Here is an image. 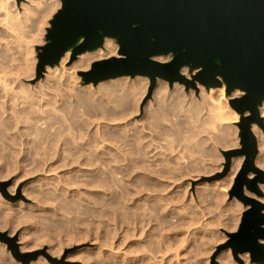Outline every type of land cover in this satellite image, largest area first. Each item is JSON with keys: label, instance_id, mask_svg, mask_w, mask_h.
I'll list each match as a JSON object with an SVG mask.
<instances>
[{"label": "rangeland", "instance_id": "obj_1", "mask_svg": "<svg viewBox=\"0 0 264 264\" xmlns=\"http://www.w3.org/2000/svg\"><path fill=\"white\" fill-rule=\"evenodd\" d=\"M13 2L14 3H16L17 4V6L20 8V12L21 13H24V9H25V6H26V4L27 5H30V6H32L33 8H36L38 5H37V3L36 2H39V0H37L36 2H32V1H30V0H13ZM56 3H57V6L48 14V15H46L45 17H43L42 19H41V21L38 23V27H39V36L38 37H36L35 39H34V43L32 44V50H31V47L29 48L30 49V52H29V55H30V58L29 59H27V56H26V52L24 51V50H21V52L19 53V52H14L13 53V55L16 53V55H12L13 57H12V60H11V62L12 61H14L13 63H11L10 61V63H5V68H3L2 69V66H1V58H0V67H1V70L3 71H0V73H1V76L0 77H4V78H7V81H8V83H9V87H11V88H13L14 90H20V88L22 89L23 87H25V86H29V85H32V86H36V85H38V84H40V83H45L46 81H47V78H48V76H49V73H48V71H47V68L49 67V66H46V69H45V71H44V74H43V76H41L39 79H37V65H38V53H37V50H36V46L37 45H43V44H45L46 43V34H47V29H48V27H50L51 26V23H50V21H51V19L54 17V14L61 8V5H62V0H56ZM38 8V7H37ZM1 13V12H0ZM45 18V19H44ZM43 20V21H42ZM1 25H0V31H1ZM113 39V38H112ZM113 41L116 43V44H118L117 43V41L115 40V39H113ZM15 45V44H14ZM118 49H119V45H118ZM117 52H118V50H117ZM17 53H18V57H17ZM26 57H25V56ZM15 56H16V58H15ZM110 56H117V55H109V56H107V57H110ZM33 57V58H32ZM107 57H103V58H107ZM168 57V58H167ZM13 58H15V59H13ZM80 58V55H78L74 60H71V52H70V57H69V62H68V64H67V66H72V64L73 63H75V64H77V62H78V59ZM103 58H101V59H103ZM159 57H157V59H158ZM21 59H22V61H21ZM25 59V60H24ZM26 59H27V61H26ZM172 59V55H164V56H162V58H161V60L160 59H158L159 61H162V62H168V61H170ZM19 60H20V62H19ZM23 60H24V62H23ZM96 60H99V59H96ZM96 60H94V61H96ZM16 61H18V64H17V62ZM26 61V62H25ZM31 61H33V62H31ZM94 61H92V62H94ZM16 62V63H15ZM29 62V63H28ZM21 63H22V65L24 64V66L22 67V65H21ZM26 63L27 64H29V66L28 65H26ZM32 63H33V66H32ZM9 64L12 66L13 65V68H10L11 66H9ZM15 64L17 65V67L15 66ZM19 64H20V66H19ZM92 64V63H91ZM91 64H90V66L88 67V68H85V69H78L77 70V72L75 73V75H76V77H77V80L75 81H73V80H71L70 82H69V85H64V96H66V97H69V94H68V92L70 91V90H72L73 92H75L76 90L75 89H82V88H94V89H99V87L100 86H103V85H101V83L103 84V82L104 81H106V82H108V83H110V82H118V80H120L121 78L120 77H117L118 79H116V78H112V79H108V80H104V81H101V82H99L98 84H99V86H98V84H94V83H88V84H84L83 83V80H82V76L80 75V71H85V70H88V69H90L91 68ZM25 65H26V70L24 69L25 68ZM59 65V64H58ZM74 65V64H73ZM8 66V67H7ZM15 66V67H14ZM32 66V67H31ZM57 66V65H56ZM3 67H4V65H3ZM19 67V68H18ZM21 67V68H20ZM29 67V68H28ZM10 68V69H9ZM31 68V69H30ZM33 68V69H32ZM186 68V67H185ZM187 69V70H186ZM186 69H182L183 71V74L187 77V78H189V79H192V74L193 73H196V71H193V72H191L190 70H189V68L187 67ZM24 70V71H23ZM32 70V71H31ZM18 71V72H17ZM21 71V72H20ZM26 71H28V74H27V72ZM14 72V73H13ZM31 72L33 73L32 74V76H31ZM186 72V73H185ZM16 73H17V75H16ZM22 73V74H21ZM24 73V74H23ZM26 73V74H25ZM22 76H21V75ZM47 75V76H46ZM20 76V78H18ZM17 77V78H16ZM47 77V78H46ZM120 78V79H119ZM20 79V80H19ZM129 80H130V76H129V78H128ZM147 79H148V84H147V86H146V89H145V91L146 92H144V94H143V96H142V98L139 100L140 101V103H139V101H138V104H137V107L138 108H136V110L132 113V115H130L129 116V118H127L126 120H124L125 122H135V121H137V122H141V120H144V118H145V116L148 114V112H149V108H148V105L149 106H154V109H155V115H156V119L154 120V121H158V122H156V124L158 123L160 126V128L162 127V129H160L159 128V130H161V132L163 133L164 131H166V128H167V131L168 130H170L171 128L173 129H171L170 131H166V132H164L163 134L160 132V134H156V132H154L153 130V132L152 131H150L151 130V127H150V125L151 124H149L148 126V128H146L145 129V132H146V135H147V137H146V139L145 140H143L144 141V144H145V146H147L148 144H150V146H148V148H147V150L149 149V147H150V154L148 155V156H152V157H150L151 158V160L149 161V162H147L146 161V159L145 158H143L140 162H138V163H136L137 165H138V167H137V165L136 164H132V165H130V167H131V173H133V174H130V177L129 176H125L124 178H118L119 177V175H120V177H122L121 176V173H117V180L118 181H120V182H118V184H122L121 185V187L119 186L118 188H115L116 186H118V184H116L117 182H115V183H113L112 185V187L113 188H115V192H116V198H117V196H120L121 197V199H122V202H120V200L121 199H118V198H120V197H118L117 199L115 198L114 200H117V201H114L115 202V204H114V202H113V205H111L110 207H108V209H107V207L106 206H104L103 205V208L102 207H99V205L97 204V202L95 203V201H96V199H97V197H96V193H97V191L100 189L99 187H98V179H97V177H95L94 176V172H92L94 169V167L93 166H91V165H87V166H83L82 168L84 169V168H86V169H84L86 172H87V174L86 173H83V174H85L84 176H82V174L81 175H79V174H76L75 173V171H74V169H72V166L70 165V164H64V165H62V166H60L59 164V162L57 163L56 161H55V159H57L56 157H58V152H57V150H58V146H55V145H59L60 144V142H51V143H53V145L55 144V143H57V144H55L54 146H55V148H53V150H52V148L50 149V151H52V152H50V154H51V156H50V154H49V157L50 158H52V154L54 153L55 154V156L53 155V158L54 159H52V160H54V164L53 165H50V163L49 162H51L52 160H48V162L46 163V161L44 162V158H43V147L42 146H44L45 144L44 143H46L47 141H49L50 140V135L52 134V131H56V132H58V133H60V131L59 130H63L62 131V133H61V135H62V139L64 140V136H68V137H73V136H70L71 135V131L73 130V133H72V135L74 134V135H76V134H81L80 136H82V137H84L85 135V137L84 138H86L87 137V133H89L90 131H95V128H96V126H97V129L99 130L102 126H103V128L106 126V124L108 123V121L106 122L105 120L106 119H103V118H101L100 117V115H98V117H95L96 115H94V117L95 118H93V115L92 114H89L91 117H89V115L86 113V112H84L83 111V107H80V111L78 112V114L76 115V116H73L71 113H69L68 115H66V113H65V111L63 112V110H61L60 111V109L59 108H63V105H61V106H59V108H58V105L56 104V105H54V104H50V105H46V106H44V108H39L38 107V105H29V104H27V103H25V101H23V98H24V95L25 94H23V93H21L20 94V98L19 99H16L15 101L14 100H12V102L9 100V104L11 105V103H12V105L11 106H9V108H8V110L9 111H6V112H4V108H3V106H2V104H0V108H1V111H0V114H2L1 116H0V126L1 125H3L2 127H4V128H7V127H9V129H6V131H7V133L5 132L4 134H3V132L5 131L4 130V128H2V127H0V205H1V207H0V243L1 244H4V248H5V250H6V252L8 253V255L10 256V264L12 263V264H36L35 262H37V263H40V264H90L91 263V261L90 260H86V259H88V258H90V259H92L93 261H96V259H102V257L101 256H103V259L105 258V260H108V259H113L114 261H112V263H111V260H108V262L107 261H104V263L106 264V262H107V264H182L184 261H186V263L184 262L183 264H202V262H203V260L205 261L203 264H256V263H261V264H264V261H263V259H264V257H262L263 255H264V251H262L261 249V252H260V255H262V256H260V257H258L257 259H253V257H252V254H251V252L250 251H246V252H238V253H236L235 251H234V249H233V247L230 245V243H229V241L231 240V237L229 236V233H233V232H238V230H239V228H240V226H241V224H242V219H243V217H244V214H245V212L246 211H248L250 208H252L254 205H252L251 203H248V204H246L245 203V200L244 199H241V198H239V195H238V193H239V189L236 187V185H237V178L239 177V174H240V171H241V169H242V167H243V164H244V161H245V156L244 155H240V156H233V157H231V159H230V163L228 164V161H227V157H226V154H225V152L226 151H229V150H232V149H237V148H241L242 147V145H241V138H240V128H239V126H238V122L240 121V114L230 105V102H229V100H230V98H232V97H238V96H242L243 95V92L242 91H240V90H236L235 92H233L230 96L226 93V89L224 90V92L222 93V94H220L219 92H218V94H213L214 96H209V97H207V95H209L210 94V89H206V87L204 86V85H201L199 82H197V86H198V89H196V88H193V87H190L189 89H187V87H186V85L184 84V83H179V82H175L174 84H176V86L177 87H175V85L173 84L172 86H170L169 85V82H167L165 79H162V78H157V82L160 80V79H162V80H164V82L166 81V85H168V86H165L166 87V89H164V88H162V92H164V95H162V94H160V93H157V89H155V88H158V83L156 82L155 83V85L153 86V88H151V86H152V84H151V80H149L150 78L147 76ZM15 80V81H14ZM17 80V81H16ZM114 80V81H113ZM116 80V81H115ZM18 81H20L19 83H18ZM24 82V84H26V83H28V84H26V85H24V86H22L23 85V82ZM16 82V83H15ZM105 82V84L104 85H107L108 83H106ZM36 83V84H35ZM74 83H75V85H74ZM77 83V84H76ZM21 86H20V85ZM79 85V86H78ZM88 85V86H87ZM178 85H179V87H178ZM2 85L0 84V87H1ZM20 86V87H19ZM32 86H30V87H32ZM98 86V87H97ZM156 86V87H155ZM19 87V88H18ZM78 87V88H77ZM181 87V89H178V88H180ZM16 88V89H15ZM74 88V89H73ZM177 89V90H176ZM157 90V91H156ZM171 90H173V91H171ZM174 90L176 91V93L174 92ZM203 90L205 91L204 93H203ZM182 91V92H181ZM185 91V92H184ZM202 91V92H201ZM237 91H239V92H237ZM153 92H154V94H153ZM236 92H237V94H236ZM54 93H56V92H54ZM182 93V94H181ZM184 93V94H183ZM175 94H176V97H180L179 99H176V97H174L175 96ZM181 94V95H180ZM164 96V97H162L161 99H160V103H159V99L158 98H156V96ZM172 95H173V97H172ZM177 95H179V96H177ZM190 95V96H189ZM192 95V96H191ZM202 95H203V97L204 96H206L208 99L206 100V97H204L205 98V100H204V98L202 97ZM58 96V95H57ZM154 96V97H153ZM167 96V97H166ZM23 97V98H22ZM186 97V98H185ZM191 97L194 99V100H192L191 99ZM215 101V103L214 102H212L213 100H211V98ZM215 99H214V98ZM16 98V97H15ZM154 98V99H153ZM183 98V99H182ZM185 98V99H184ZM188 98V99H187ZM203 98V99H202ZM152 99V100H151ZM158 99V100H157ZM166 99V100H165ZM1 100V99H0ZM3 100V99H2ZM150 101V103H149V101ZM158 102H157V101ZM161 100L163 101V103L161 102ZM182 100V102H181V104L179 103L180 101ZM188 100V101H187ZM209 100H211V101H209ZM17 102V104L15 103V105L16 106H14V102ZM22 101V102H21ZM156 101V102H155ZM168 101V102H167ZM173 101V102H172ZM179 101V102H178ZM194 101V102H193ZM197 101V102H196ZM202 101H207L206 103L205 102H202ZM19 102H20V104H19ZM149 104H148V103ZM154 102V103H153ZM177 102V103H176ZM192 102H193V104H194V108H193V104H192ZM211 104H210V103ZM1 103V102H0ZM162 103V104H161ZM166 103V104H165ZM171 103V104H170ZM184 103V104H183ZM187 103H189V104H187ZM191 103V104H190ZM197 103V105H195ZM205 103V104H204ZM209 103V104H208ZM21 104H24V106L23 105H21ZM174 104V105H173ZM177 104V105H176ZM183 104V105H182ZM199 104H201V105H199ZM54 105V106H53ZM162 105V106H161ZM169 105H170V108H168L169 107ZM173 105V106H172ZM176 105V106H175ZM181 105V106H180ZM187 105V106H186ZM188 105H189V107H188ZM198 105H199V108H198ZM215 105V106H214ZM21 106V107H20ZM140 106V107H139ZM146 106V108H144ZM163 108V109H161V107ZM175 106V107H174ZM184 108H183V107ZM192 106V107H191ZM211 106V107H210ZM13 107H15L14 109H12ZM24 107V108H23ZM30 107V108H29ZM158 107H159V109H158ZM165 107V108H164ZM182 107V108H181ZM190 107H191V110H190ZM207 107V108H206ZM215 107V108H214ZM19 108V109H18ZM61 108V109H62ZM179 110H178V109ZM193 108V109H192ZM197 108H198V110L200 109V110H203V111H205V112H203V111H198L199 112V114H198V112H197ZM212 108V109H211ZM11 109L12 110H14V111H11ZM26 109V110H25ZM45 109H49L48 111H43V110H45ZM51 109H53V110H51ZM56 109H58V110H56ZM138 109H140L139 111H138ZM167 109V110H166ZM176 109V110H175ZM15 110H17V111H15ZM22 110V111H21ZM145 110V111H144ZM148 110V111H147ZM161 110H163V111H161ZM173 110V111H172ZM186 110V111H185ZM208 110V111H207ZM3 111V112H2ZM55 111V112H54ZM58 112V114L60 113V112H63L62 114H65L66 116L64 117V115H61L60 116V114H59V116L60 117H53V115L52 114H56V115H58L57 114V112ZM138 111V112H137ZM160 111V112H159ZM164 111H166V113H164ZM170 111V112H169ZM174 111L176 112V113H174ZM181 111V112H180ZM183 111V112H182ZM193 111V112H192ZM195 111V112H194ZM2 112V113H1ZM21 113V114H16V113ZM53 112V113H52ZM82 112H84V113H82ZM159 112V113H158ZM168 112L169 113H171V114H168ZM180 112V113H179ZM206 112H208V113H206ZM6 113V114H5ZM15 113V114H14ZM26 113V114H25ZM52 113V114H51ZM81 113V114H80ZM158 113V114H157ZM161 113V114H160ZM164 113V114H163ZM181 113H184V114H181ZM188 113H191V115L189 114L188 115ZM194 113V114H193ZM214 113V114H213ZM25 114V115H24ZM45 114V115H44ZM85 114H87L86 116H87V118L88 119H90V120H88V119H86L85 117ZM167 115V117H166V115ZM174 114V115H173ZM198 114V115H197ZM205 114L207 115H210V117L209 116H207L208 117V119H207V117L205 116ZM7 115H8V117H7ZM19 115H21V116H19ZM37 115V116H36ZM44 116V118H43V116ZM55 115V116H56ZM160 115V116H159ZM162 115V116H161ZM169 115V116H168ZM182 115V116H181ZM193 115V116H192ZM198 116V117H196V116ZM261 115L264 117V115L261 113ZM14 116H19V117H14ZM51 116V118H49ZM70 117V122L72 121V120H75V119H79V121H81V122H83L84 123V127L81 129V128H78V123H72V129H71V127H69L68 128V126L66 127L64 124L66 123H68L69 122V117ZM81 116L82 117H84V118H81ZM165 116V117H164ZM172 116V117H171ZM196 117V119H195V122H193L192 120L194 119L193 117ZM204 116H205V118H204ZM2 117V118H1ZM5 117H7L8 119H9V121H8V119L7 118H4ZM12 119H11V118ZM26 117V118H25ZM42 117V118H41ZM65 119H64V118ZM72 117V118H71ZM189 117L191 118V119H189ZM216 118V119H214V118ZM14 118V119H13ZM21 118V119H20ZM40 118V119H39ZM55 119V123L56 124H58V125H55L54 124V119ZM59 118H63V123H60V120H62V119H59ZM97 118V119H96ZM135 118V119H134ZM179 118H180V120H183V121H185L186 120V118L187 119H189V120H186L185 122H188L189 124V127L191 128V125L193 124V128H191L192 130H190L189 129V127L188 126H186L187 125V123H185V122H183V121H180L179 120ZM193 118V119H192ZM201 118H204V120L203 119H201ZM1 119H2V121L4 122H2L1 121ZM26 119V120H25ZM44 119V120H43ZM59 121H58V120ZM85 119L89 122V123H85ZM94 119H96V120H94ZM101 119V120H100ZM139 119V120H138ZM141 119V120H140ZM167 121V124H166V122L164 121ZM169 119H170V122H169ZM179 120L178 122H173V120ZM198 119H199V121H198ZM214 119V125L216 126V127H214V125H212L211 123H213L211 120H213ZM12 120V121H11ZM13 120H15L14 122H13ZM17 120V121H16ZM20 120V121H19ZM25 120V121H24ZM67 120V121H66ZM100 122H99V121ZM104 120V121H103ZM134 120V121H133ZM163 120V121H162ZM172 120V121H171ZM197 120V121H196ZM209 122H208V121ZM9 123V126H7L8 125V123ZM28 121V122H27ZM46 123H45V122ZM48 121V122H47ZM49 121H52V122H49ZM95 121V122H94ZM124 121H122V122H124ZM192 121V122H191ZM202 121V122H201ZM2 122V123H1ZM18 122V123H17ZM43 124H42V123ZM60 123V126H59V123ZM62 122V121H61ZM91 122V123H90ZM93 122L95 123V124H93ZM96 122H98V123H96ZM121 121H115V122H112V123H120ZM162 122V123H161ZM182 122L183 123H185V124H182ZM198 122V123H197ZM205 124H204V123ZM216 122H219L218 124L216 123ZM33 123V124H32ZM49 123H53V124H50L49 125ZM102 123V124H101ZM104 123V124H103ZM163 123H165V124H163ZM168 123H170V124H168ZM173 123V124H172ZM179 125V126H181L180 128H179V126L177 125V124ZM191 123V124H190ZM200 123V125H197V126H195L196 124H199ZM202 123H203V125L204 126H202ZM4 124H6V125H4ZM62 124V125H61ZM75 124V125H74ZM90 124V125H89ZM92 124V125H91ZM161 124H163L164 125V127L161 125ZM182 124V125H181ZM195 124V125H194ZM210 124L212 125L211 127H210ZM220 124V125H219ZM222 124V125H221ZM223 124H224V126H223ZM13 125V126H12ZM38 125H39V127L40 128H38ZM44 125H45V128H43L44 127ZM48 125L50 126L49 128H48ZM54 125V126H53ZM71 125V124H70ZM96 125V126H95ZM102 125V126H101ZM170 125H172V126H170ZM173 125H175L174 127H173ZM254 125V124H253ZM33 126V127H32ZM47 126V127H46ZM62 126V128L63 129H60L59 127H61ZM89 126V129L87 128ZM167 126V127H166ZM207 126V127H206ZM257 126L259 127V125L257 124ZM52 127H54V129L52 128ZM58 127V128H57ZM90 127H92V128H90ZM166 127V128H165ZM199 127V128H198ZM201 127V128H200ZM203 127V128H202ZM206 127V128H205ZM217 127H220V128H217ZM226 127V128H225ZM232 127H234V128H232ZM18 129V130H16V129ZM44 130H43V129ZM57 128V129H56ZM66 128V129H65ZM165 130H164V129ZM189 129L188 131H189V134L187 133L188 131H187V129ZM198 128V129H197ZM213 128V129H212ZM222 128V129H221ZM227 129V130H224V129ZM230 128V129H229ZM259 128H261V127H259ZM39 129V130H38ZM83 129H85V130H83ZM91 129V130H90ZM176 129V130H175ZM177 129H179V131L181 132V134L179 133V132H177L178 130ZM186 129V131H184V130ZM210 129V130H209ZM220 129V130H219ZM40 130H42V132L40 131ZM48 130V131H47ZM50 130V131H49ZM67 130H70V131H67ZM80 130V131H79ZM86 130H87V133H86ZM146 130H148V131H146ZM164 130V131H163ZM175 130V131H174ZM194 130H196V131H194ZM198 130H199V132H198ZM236 130V131H235ZM252 130H253V126H252ZM261 130H262V138L264 139V129L263 128H261ZM15 131V132H14ZM85 131V132H84ZM184 131V132H183ZM217 131V132H216ZM220 131V132H219ZM221 131H223V132H221ZM226 131L228 132V133H226ZM232 132V133H230V132ZM21 132H22V134H21ZM41 132V133H40ZM46 132V133H45ZM48 132V133H47ZM71 132V133H70ZM83 132V133H82ZM151 132V133H150ZM172 134H171V133ZM173 132H174V134H173ZM194 132H197L196 134L194 133ZM213 132V133H212ZM233 132H234V134H233ZM236 132V133H235ZM253 132H254V134H255V131L253 130ZM148 133H150V134H148ZM167 133V134H166ZM177 133V134H176ZM182 133H183V135L184 136H182ZM193 133V134H192ZM211 133H212V135H211ZM215 133H217V134H215ZM220 133V134H219ZM3 134V135H2ZM10 136H9V135ZM44 134H46V135H44ZM48 134H50V135H48ZM70 134V135H69ZM152 134V135H151ZM153 134H155V135H153ZM186 134H188L187 136H186ZM208 134V135H207ZM224 134H226V136H227V138H224ZM228 134V135H227ZM233 134V135H232ZM12 135V136H11ZM39 135V136H38ZM41 135V136H40ZM48 135V136H47ZM84 135V136H83ZM160 135H163V136H159ZM190 135V136H189ZM193 135V136H192ZM196 135V136H195ZM216 135V136H215ZM218 135H220V136H218ZM230 135H232V136H230ZM7 136V137H6ZM13 136H14V139H13ZM46 136V137H45ZM149 136H150V138H149ZM155 136H156V138H155ZM169 138H168V137ZM175 136V137H174ZM211 136V137H210ZM256 136V139H257V143L259 142V138H257L258 137V135L256 134L255 135ZM11 137V138H10ZM37 137H38V139H37ZM43 137H45L46 139H49V140H45V142H44V139L45 138H43ZM161 137H164L163 139H161ZM167 139H166V138ZM171 137H174V138H171ZM186 137V138H185ZM195 138V139H190V138ZM208 137H210V138H208ZM215 137V138H214ZM218 137V138H217ZM231 137H232V139H231ZM235 137V138H234ZM43 138V139H42ZM176 138V139H175ZM177 138H178V142H177ZM190 139V140H188V139ZM198 138H200V139H198ZM233 138H234V140H233ZM153 139H155L154 141H151V140H153ZM159 139V142L157 141ZM169 139V140H168ZM214 139V140H213ZM230 139L232 140V142H237V143H235L234 145H233V143L232 142H230ZM235 139H237V141L235 140ZM40 140H42L43 142V145H42V143L40 144ZM163 140V141H162ZM183 140H185V141H183ZM198 142H197V141ZM214 141V142H212V141ZM217 140H219V142H222L221 144H223V145H220V143L217 141ZM225 140H229V141H225ZM156 141V142H155ZM162 141V142H161ZM164 141H166V142H164ZM169 141V142H168ZM175 141V142H174ZM182 141V142H181ZM197 143H196V142ZM218 143H217V142ZM223 141H225V142H223ZM39 144H38V143ZM168 142V143H167ZM181 142V143H180ZM192 142H193V146H195V145H197V147H199V148H189V147H193L192 146ZM37 143V144H36ZM147 143V144H146ZM156 143V144H155ZM172 143V144H171ZM178 143V145H176ZM188 143L191 145H188ZM196 143V144H195ZM199 143V144H198ZM200 143H201V145H200ZM213 143V144H212ZM215 143V144H214ZM225 143H226V145H225ZM35 144V145H34ZM158 144V145H157ZM167 144V145H166ZM180 144V145H179ZM182 144V145H181ZM184 144V145H183ZM185 144H187V145H185ZM217 144V145H216ZM42 145V146H41ZM52 144H51V147H54ZM153 145V146H152ZM154 145H156V146H154ZM165 145H166V147H165ZM171 145V146H170ZM200 145V146H199ZM210 145H213V146H210ZM228 145V146H227ZM38 146V147H37ZM39 146L40 147H42V149L41 148H39ZM46 146V145H45ZM63 146V148H64V151H63V154H64V156H66V155H68L69 153H68V150L66 149L67 148V146L66 145H62ZM151 146L153 147V148H151ZM164 146V148L163 149H165L164 151H162L163 149H162V147ZM174 146H176V148L174 147ZM180 146V147H179ZM182 146V147H181ZM184 146H185V149H183L184 148ZM37 147V148H36ZM56 147H57V149H56ZM155 147V148H154ZM172 147H174V149L172 148ZM204 147H205V149H204ZM208 147V149H206ZM214 147H215V155L217 156H215L214 155V152H212V151H209V149L210 150H212V148H213V151H214ZM36 148V149H35ZM173 149L172 151L170 150V149ZM182 149V151H184V152H181V150L180 149ZM186 148H189V151H190V153L191 154H189V152H188V149H186ZM156 149H159L157 152H156ZM180 150V152H178L179 150ZM198 150L199 149V153L202 155V153L205 155V156H201L199 153H196V152H198L197 150L196 151H191V150ZM36 150L38 151V152H36ZM148 150V151H149ZM169 152H168V151ZM185 150H186V153H185ZM258 154H260V147H259V143H258ZM19 151V152H18ZM160 151V152H159ZM167 151V152H166ZM171 151V152H170ZM203 151V152H202ZM204 151L206 152H209L208 154L207 153H204ZM35 152V153H34ZM55 152H57V153H55ZM66 152V153H65ZM147 152V151H146ZM164 152V155L162 154ZM188 152V153H187ZM33 154V157H32V154ZM37 153V154H36ZM167 153H169V155L171 156V157H169V155L167 154ZM184 155V153H185V155H184V159H183V155ZM212 153H213V156L211 157V155H212ZM35 154V155H34ZM145 154V153H144ZM153 154H154V156H153ZM186 154H187V156H188V154L191 156V158H189V157H187L186 156ZM194 154H196V156L194 155ZM199 154V156H197ZM159 155V156H158ZM181 155V156H180ZM193 155V156H192ZM221 155V156H220ZM35 156H37V157H35ZM41 158H40V157ZM145 156V155H144ZM143 156V157H144ZM147 156V157H148ZM162 156V157H161ZM168 156V157H167ZM207 156V157H206ZM211 157L210 159H209V161L207 160V158H209V157ZM259 155H257V157H258ZM156 157H157V159H156ZM185 157H187V158H185ZM215 157H216V159L217 160H215ZM219 157L221 158V159H219ZM235 157H239V158H241V157H243L242 158V160L241 159H239V160H241L242 162L240 163V165H237L238 167L236 168L235 166H233V162H234V160L236 159ZM257 157H256V161H257ZM36 158H38V159H40V160H38V159H36ZM167 158V159H166ZM171 160H170V159ZM206 158V159H205ZM235 158V159H234ZM152 159H154V160H152ZM162 159V160H161ZM169 159V161H167ZM186 159V160H185ZM211 159H213V160H211ZM233 159V160H232ZM32 160V161H31ZM35 160H37V161H35ZM145 160V161H144ZM160 162L161 163V165H159L157 162ZM182 160V161H181ZM144 161V162H143ZM165 161V163L167 164V165H169L170 163L172 164H170V166H168V168H166V164L165 163H163ZM187 161V162H186ZM213 162V163H211V162ZM218 161V162H217ZM255 161V164H257V162ZM37 162H39V163H37ZM56 162V163H55ZM151 162V163H150ZM169 162V163H168ZM195 162H198V163H195ZM201 162V163H200ZM35 163H37V164H40L38 167H40L41 168V170L42 171H40V168H35L34 166L36 165ZM143 164V165H141V164ZM152 164V165H149V164ZM154 163V164H153ZM157 163V164H156ZM186 163V164H185ZM188 163H189V165H188ZM195 163V164H194ZM209 163V164H208ZM217 163V164H216ZM46 166H45V165ZM55 164H56V166H55ZM148 164V165H147ZM163 164H165L164 166H163ZM192 164V165H191ZM198 164V165H197ZM215 164V165H214ZM42 165H44V166H42ZM136 165V166H135ZM181 165V166H180ZM183 165H187L186 167L184 166V168H186V170L185 169H183ZM195 165V166H194ZM208 165V166H207ZM210 165L212 166L211 168H210ZM258 165V164H257ZM256 165V166H257ZM37 166V165H36ZM53 166H55V167H53ZM134 166V168H132ZM146 166V167H145ZM148 166H150V167H152L151 169L150 168H148ZM156 166V168H154ZM157 166H158V168H157ZM192 166H194V167H192ZM201 166H203V170H202V167ZM2 167V168H1ZM49 167V168H48ZM53 167V168H52ZM57 167V168H56ZM60 167V168H59ZM91 167H92V169H91ZM141 167H145V168H141ZM165 167V168H164ZM180 167V168H179ZM182 167V168H181ZM214 167V168H213ZM257 167H259V165L257 166ZM44 168V169H43ZM51 168V169H50ZM89 168L91 169L90 171H89ZM153 168H154V170H153ZM162 168H164L165 170L163 171V169ZM173 168V169H172ZM213 168V169H212ZM232 168H236L235 170L234 169H232ZM240 168V169H239ZM260 168V167H259ZM39 169V170H38ZM48 169V170H47ZM134 169H136V170H134ZM143 169H145V170H143ZM147 169H150V170H147ZM162 169V170H161ZM170 169V170H169ZM176 169V170H175ZM196 171H195V170ZM232 169V170H231ZM260 169H262V167L260 168ZM6 170V171H5ZM44 170V171H43ZM45 170H47L46 172H45ZM55 170V171H54ZM134 170V171H133ZM140 170H142V171H140ZM152 170L154 171V173L152 174ZM178 170V171H177ZM180 170H182V171H180ZM263 170V169H262ZM49 171V172H48ZM148 171H150V172H148ZM72 172V173H71ZM134 172H139V173H141L140 175H141V177H138L139 175V173H135L134 174ZM146 172H148V173H146ZM178 172V173H177ZM185 172H187V174L185 173ZM194 172H196V173H194ZM251 172H254V171H250V172H248V174H247V178H248V182L247 183H244V185H243V193H244V195L246 196V197H248V198H250V199H254L256 202H258V204H256V206L258 207V208H260V212L262 213V217L260 216V218H263L264 219V180H257L256 182H255V179L259 176V174L258 173H256L253 177H249V175H250V173ZM70 173H71V175H70ZM89 173H91V175L89 174ZM93 173V174H92ZM145 173V175H143V174ZM167 173H168V175H167ZM171 173V174H170ZM181 173V174H180ZM186 174V175H184L183 176V174ZM231 173V174H230ZM232 173H233V175H232ZM235 173V174H234ZM73 174V175H72ZM76 174V175H75ZM88 174H89V176H88ZM147 174V175H146ZM174 176H173V175ZM177 174L181 177V175L183 176V178L181 177H177ZM193 174V175H192ZM3 175V176H2ZM57 175V176H56ZM67 175V177H65ZM75 175V176H74ZM136 175H138V176H136ZM143 175V176H142ZM156 175H158V177L156 176ZM162 175V176H161ZM165 175H167V176H165ZM170 175V176H169ZM176 175V176H175ZM191 175V176H190ZM231 175H232V177H231ZM69 176H70V178H75V179H73L74 181H70V179H69ZM77 176H78V180H77ZM90 176H92L94 179H92V177L90 178V180H88V179H86L87 177H90ZM134 177V178H132V177ZM144 176H147V177H145L144 178ZM164 176V177H163ZM81 177V178H80ZM136 177H138L137 179L139 180V178H141L140 180H139V182H138V184H137V179H136ZM168 177V178H167ZM174 177H176V179L174 178ZM230 177H231V179H230ZM148 178H149V180H148ZM162 178V179H161ZM179 178V179H178ZM263 179H264V176L262 177ZM52 179V180H51ZM67 179H69V180H67ZM86 181H85V180ZM97 181H96V180ZM130 180V182H129V180ZM135 181H134V180ZM160 179V180H159ZM167 179V180H166ZM170 179H172V180H170ZM175 179V180H174ZM228 179H230L229 181H228ZM49 180V181H48ZM77 180V181H76ZM81 180V181H80ZM137 180V181H136ZM147 180V181H146ZM165 180V181H164ZM178 182H177V181ZM181 180V181H180ZM188 180V181H187ZM47 181H48V183H47ZM55 181V182H54ZM58 181V182H57ZM60 181V182H59ZM87 181H89L88 183H87ZM94 181H96V182H94ZM122 181H124V182H122ZM133 181V182H132ZM142 181H144L143 183L145 184L146 183V186L142 183ZM150 183H149V182ZM153 181V182H152ZM155 181V182H154ZM160 181V182H159ZM162 181V182H161ZM167 181V182H166ZM169 181V182H168ZM174 181V182H173ZM227 181H228V183H227ZM232 181V182H231ZM56 183L57 182V185H58V187H57V185L56 184H53V183ZM65 182V183H64ZM67 182L69 183L68 185H67ZM74 182V183H73ZM76 182H77V184H76ZM84 184L85 182V184L82 186L81 184ZM84 182V183H83ZM95 185L96 183V185L95 186H92V183ZM127 182H128V185L130 186V187H133V186H131L132 185V183H135L136 182V188H135V186H134V189L133 188H129V186L127 185ZM176 182V183H175ZM66 184V185H64V184ZM79 183V184H78ZM130 183V184H129ZM154 183H156L157 184V186L156 185H154ZM165 183H167L166 185H168L167 187H166V185H165ZM173 184L172 186H170L169 184ZM175 183V184H174ZM72 184V185H71ZM76 184V185H75ZM87 184H89L88 186H87ZM125 184V185H124ZM153 184V185H152ZM161 184V185H160ZM186 184H188L189 186H187L188 188H186ZM55 185H56V187H55ZM61 185V186H60ZM64 185V186H63ZM71 185V187H69ZM75 185V186H74ZM77 185H80V186H77ZM140 185V186H139ZM160 185V186H159ZM165 185V186H164ZM180 187H179V186ZM51 186V188H52V190H51V188H49ZM65 186H68L67 188L65 187ZM82 186V187H81ZM92 186V187H91ZM96 186H97V188H96ZM115 186V187H114ZM128 186V187H127ZM139 186V187H138ZM156 186V187H155ZM163 186L166 188H163ZM186 188H184V187ZM208 186V187H207ZM44 187V188H43ZM60 187L63 189V190H65V192L66 191H70V192H66V194H63V193H65L64 191H63V196H64V198H62L63 196H62V194H58V192H60L62 189H60ZM88 187V188H87ZM95 187V188H94ZM124 187L126 188L125 189V192H124V190H121V189H124ZM159 187H161L162 189H164V191L161 189V188H159ZM171 187V188H170ZM178 187H179V189H178ZM198 187V188H197ZM204 187V188H203ZM218 187V188H217ZM54 188H55V191H53L54 190ZM58 188V190H56ZM67 190H66V189ZM85 188V189H84ZM128 188V189H127ZM167 188L169 189L168 191H167ZM183 189V190H180V189ZM199 188H202V189H207V190H205L204 192H203V190H201V189H199ZM210 188V189H209ZM217 188V189H216ZM82 191H81V190ZM90 189V190H89ZM147 189V190H146ZM155 189H158L159 191H161V192H159L158 190H155ZM161 189V190H160ZM177 189V190H176ZM187 190L186 192H185V190ZM215 189V191H213ZM47 190V191H46ZM50 190V191H49ZM79 192H78V191ZM86 190V191H85ZM114 190V189H113ZM122 192H121V191ZM128 190V191H127ZM133 192H132V191ZM146 190V191H145ZM154 190V191H153ZM198 191V193H197V191ZM211 192V190H212V192L210 193L209 191ZM219 190V191H218ZM52 191V192H51ZM72 191V192H71ZM76 191V192H75ZM81 191V192H80ZM85 191V192H84ZM90 191V192H89ZM94 191V192H93ZM117 191H120V195H119V192H118V195H117ZM132 193H131V192ZM176 191H178L177 192V195L175 194L176 193ZM48 192V193H47ZM49 192L52 194V193H54L53 195H50L49 194ZM56 192V193H55ZM78 192V193H77ZM127 192V193H126ZM153 192H155V193H153ZM167 192V193H166ZM169 192H170V195H169ZM180 192H182V193H180ZM200 192L202 193V194H200ZM208 192H209V195H206V193L208 194ZM218 193L217 195H216V193ZM220 192V193H219ZM72 193H73V196H72ZM84 193V196L83 195H81V194H83ZM86 193V194H85ZM123 193V194H122ZM125 193V194H124ZM130 193V194H129ZM178 193H180V194H178ZM184 193V194H183ZM213 193V194H212ZM47 194V195H46ZM88 194V195H87ZM90 194V195H89ZM126 194H129L128 196H130V198L126 195ZM132 194H134V196L132 195ZM149 196H148V195ZM154 194V195H153ZM169 195V199H171V200H168L167 198H164L165 196L166 197H168V195ZM172 194H175L176 195V198H175V195L173 196ZM182 194L184 195V196H182ZM191 194H192V196H191ZM211 194V195H210ZM220 194V195H219ZM46 195V196H45ZM59 195H60V199H59ZM70 197H69V196ZM154 197H153V196ZM160 195H163V196H160ZM186 195V196H185ZM188 195V196H187ZM190 195V196H189ZM214 195V196H213ZM52 197V198H49L48 199V197ZM87 196H89V197H92V199H89V197H87ZM123 196V197H122ZM136 196V197H135ZM141 196V197H140ZM142 196H143V198H142ZM150 196H152V197H150ZM158 196V197H157ZM172 196H173V198H172ZM205 196V197H204ZM208 196V197H207ZM211 196V197H210ZM213 196V197H212ZM216 196V197H215ZM224 197V198H222V197ZM55 197H57V198H55ZM73 197V198H72ZM74 197H76V198H74ZM83 197V198H82ZM87 197V198H86ZM150 197V198H149ZM161 199H160V198ZM171 197V198H170ZM177 197H179L178 199H179V201H178V199H177ZM184 198V199H182V198ZM186 197V198H185ZM209 197H210V200H211V198H213V201L211 200V201H207L205 198H208L209 199ZM68 198V199H67ZM78 198H79V200H80V202L82 201L81 199H83V200H85V202L84 201H82V203H79V200H78ZM85 198V199H84ZM126 198L128 199L127 201H126ZM135 198V199H134ZM142 198V199H141ZM165 199V201L164 200H162V199ZM192 199V201H191V199ZM194 198V199H193ZM219 198V199H218ZM221 198V199H220ZM47 199L49 200V201H47ZM55 200V202H54V200ZM59 199V200H58ZM62 199V200H61ZM72 199L73 200H75V201H72ZM95 201H94V200ZM152 201H151V200ZM154 199V200H153ZM156 199V200H155ZM177 199V200H176ZM186 199V200H185ZM215 199H217V200H215ZM66 200H68V201H66ZM71 200V201H70ZM151 201V204L148 202L147 203V201ZM162 200V201H161ZM168 200V201H167ZM174 200H176L177 202H175ZM184 200V201H183ZM188 200H190V202H188ZM53 203H52V202ZM59 201V202H58ZM65 201H66V204H65ZM78 201V202H77ZM139 201H141L140 202V204H139ZM157 201H161V202H157ZM166 201L167 202H169V203H166ZM175 203H174V202ZM186 201H187V203H186ZM222 202V204H221V202ZM238 203H237V202ZM22 202H24L23 204H22ZM50 202V203H49ZM61 202V203H60ZM69 203V208L67 207V205H68V203ZM71 202L73 203V204H71ZM92 202H94V205L96 204V205H98V206H96L95 205V207H94V205H92L93 203ZM178 202H180V203H178ZM182 202H184V203H182ZM210 202H212V203H210ZM215 202V203H214ZM4 203V204H3ZM6 203V204H5ZM84 203H85V205H84ZM89 203H91V205L89 204ZM136 203V206L137 205H139L138 207H136L134 204ZM154 204V206H152L153 204ZM162 203V204H161ZM164 203H166L165 205H164ZM172 203V204H171ZM174 203V204H173ZM215 204V206H214V204ZM30 204H32L31 206H30ZM76 206H75V205ZM105 204V203H104ZM130 206H129V205ZM145 204H147V205H145ZM151 206H150V205ZM155 204H157V205H155ZM172 206H171V205ZM186 204H189V205H186ZM228 204H229V206L231 205V207L230 208H228L229 206H228ZM233 204H236V206H237V208H236V206L235 205H233ZM259 204H261V206L259 205ZM29 205V206H28ZM67 207V208H65V206ZM73 205H74V207H75V210H74V207H73ZM83 205V206H82ZM90 205V206H89ZM115 205V207H112V206H114ZM134 205V206H133ZM162 206V208L161 209H158L160 206ZM179 205H180V207H179ZM186 205V206H185ZM224 205H227V206H224ZM233 205V206H232ZM25 206V207H24ZM94 208H93V207ZM124 206H126V207H123ZM133 206V207H132ZM147 206H150L149 208H152V209H148L147 210ZM220 206V207H219ZM222 206V207H221ZM4 207V208H3ZM71 207H73L72 209H71ZM82 207L84 208V209H82ZM91 208V209H87V208ZM99 209H98V208ZM105 207H106V209H105ZM112 207V208H111ZM121 207L123 208V209H125L126 210V212L128 213V215H127V213H125V210H124V212L123 211H121V210H123V209H121ZM140 207V208H139ZM158 207V208H157ZM170 207V208H169ZM223 207H225V209L223 210ZM238 207L240 208V211H239V209H238ZM7 210H6V209ZM11 208V209H10ZM81 208V209H80ZM92 208H93V210H92ZM102 208V209H101ZM111 208V209H110ZM118 208H120V209H118ZM131 208V209H130ZM137 208V209H136ZM155 208H157V209H155ZM165 208V209H164ZM169 208V209H168ZM70 209V210H69ZM97 209V210H96ZM101 209V210H100ZM103 209H105V211H103L102 212V210ZM136 210V212H135V210ZM142 209H144L143 211H142ZM155 209V210H154ZM168 209V210H167ZM173 209V210H172ZM176 209H177V211H176ZM232 209V210H231ZM233 209H237L236 211H234ZM85 210V212L83 213V211ZM87 210L89 211V212H87ZM95 212V213H97V215H99V217L95 214V216H94V214H93V212ZM131 212H130V211ZM148 211L149 213H145V211ZM153 210H154V212L155 211H159V214L157 213V212H155L156 214H158V215H160V217L159 216H156V214H154L155 215V217H154V215H153ZM164 211V214H163V212L162 211ZM165 210H166V213H165ZM231 210V211H230ZM2 211V212H1ZM25 211V212H24ZM98 211V212H97ZM114 211V212H113ZM129 211V212H128ZM133 211L135 212V214L133 213ZM175 213V212H178V213H173V212ZM179 211H182V213H180ZM228 211V212H227ZM17 212V213H16ZM34 212V213H33ZM92 212V213H91ZM100 212V213H99ZM109 212H110V215H112L111 217L108 215V217L106 216L107 214H109ZM121 212H123V213H121ZM142 214H141V213ZM150 212H152V215L150 214ZM161 212V213H160ZM236 212V213H235ZM237 212H239V213H237ZM29 213V214H28ZM102 213V214H101ZM105 213V216L106 217H101L103 214ZM114 214V216H113V214ZM117 213H119V214H117ZM120 213L123 215H120ZM131 214V216L132 217H130V214ZM136 213H138V214H136ZM88 214V215H87ZM100 214H101V216H100ZM116 214V215H115ZM162 214L164 215V216H162ZM172 215V217H171V215ZM174 214V215H173ZM177 214H179V215H177ZM182 214V215H181ZM184 214V215H183ZM231 216H230V215ZM8 217H7V216ZM31 215V216H30ZM43 215V216H42ZM118 215V216H117ZM124 215L125 216H127L126 217V219H125V217H124ZM136 215V216H135ZM145 215L146 216H148L147 218L145 217ZM151 215V216H150ZM186 215V216H185ZM217 215H218V217H217ZM221 215V216H220ZM237 215H239V216H237ZM94 216V217H93ZM97 216V217H96ZM104 216V215H103ZM117 216V217H116ZM122 216V217H121ZM133 216H134V218H133ZM139 217V219L140 220H138V217ZM140 216H142V217H140ZM173 216H176V217H173ZM182 216V217H181ZM190 216H192V219H193V222H192V220H191V217ZM237 218H236V217ZM120 217V218H119ZM152 217V218H151ZM157 217H159V218H157ZM186 217V218H185ZM187 217H188V219H187ZM216 217V218H215ZM220 217V218H219ZM95 218V219H94ZM97 218V219H96ZM102 219V218H104V219H102V220H99V219ZM105 218H106V220H105ZM109 218H110V220L112 221V218L114 219L115 218V220L116 221H112V223L111 224H109L110 222H109ZM116 218H118V219H116ZM123 218V219H122ZM129 218V219H128ZM132 218V219H131ZM150 220H149V219ZM165 218H167V219H165ZM176 218H177V220H176ZM181 218H183V219H185V221H183V219H181ZM219 218V219H218ZM236 218V219H235ZM93 219H94V221H93ZM130 221L131 220V222H129L128 220ZM135 221H134V220ZM138 220V222H137V220ZM164 219V220H163ZM168 219H170V221L172 220V221H175V223L174 222H169V221H165V220H168ZM175 219V220H174ZM182 220V221H180V220ZM190 219V220H189ZM216 219V220H215ZM100 221V223H99V221ZM103 220H104V222H103ZM108 220V221H107ZM121 220H122V222H124V220L126 221V223L125 224H129V226H128V224L125 226V224L124 223H121ZM134 222H133V221ZM157 220V221H156ZM160 220H162V221H159ZM187 220V221H186ZM220 220V221H219ZM237 220V221H236ZM239 220V221H238ZM106 221H107V224H109V226L106 224L105 225V223H106ZM117 221H120V225L121 224H123V225H121L120 227L121 228H119V224H118V222ZM141 221V222H140ZM148 221H150L149 223H148ZM153 221H156V222H159L158 224L159 225H157V223L156 222H153ZM181 222V224H180V222ZM191 221V223L189 224L188 222H190ZM220 222V224H219V222ZM222 221V222H221ZM224 221V222H223ZM237 223H236V222ZM109 222V223H108ZM140 222V223H139ZM143 222V223H142ZM151 222H153V223H151ZM187 222V223H186ZM227 222V223H226ZM228 222H229V224H228ZM232 222V223H231ZM235 222V223H234ZM95 223V224H94ZM96 223H99L100 225L98 226H96L97 228L96 229H93V228H95V225H96ZM114 223V224H113ZM116 223V224H115ZM136 223V224H135ZM137 223L139 224V225H137ZM145 223H147V224H149L148 226H147V224H145ZM156 223V224H155ZM161 223V224H160ZM164 223H165V226L166 227H168V228H171L170 230L169 229H167V228H165V226H164ZM169 223H171V224H169ZM180 225H179V224ZM183 223H185V225L183 224ZM204 223H206V225L204 224ZM216 223H218V224H216ZM223 223V224H222ZM231 223V224H230ZM105 227V228H107V229H109V232L111 233L110 235H108L107 233H109L108 232V230L107 229H105L102 225ZM132 224V225H131ZM133 224H135V225H133ZM143 224V225H142ZM156 226H155V225ZM204 224V225H203ZM230 225V226H228V225ZM234 224V225H233ZM112 225L113 226H115V227H112ZM161 225H163V227L161 226ZM170 225V226H169ZM174 225H176V227H174ZM178 225V226H177ZM231 225H232V227H231ZM236 225V226H235ZM108 226V227H107ZM139 226H143V228L142 227H140L139 228ZM144 226H146V227H148V228H146L145 227V230H144ZM153 226V227H152ZM161 226V227H160ZM171 226H173V227H171ZM110 227V228H109ZM117 227V228H116ZM126 227V228H125ZM129 227V228H128ZM149 227H151L150 229H149ZM158 227V228H157ZM209 228V230H208V228ZM231 227V228H230ZM262 229H263V231H264V223L262 224ZM100 228V229H99ZM103 228V229H102ZM113 230H112V229ZM136 228H138V229H136ZM158 230H156V229ZM174 228H177L176 229V231L174 230ZM204 228H205V230H204ZM211 228H212V230H211ZM98 229V230H97ZM105 229V230H104ZM118 229H121V230H118ZM143 229V230H142ZM162 231H164V232H162ZM100 230H102V231H100ZM116 230V231H115ZM148 230H150V234L148 233L147 234V231ZM171 231L170 233H169V231ZM203 230V231H202ZM208 230V231H207ZM210 230L212 231V232H210ZM106 231H107V233H106ZM143 231V232H142ZM146 231V232H145ZM168 231V232H167ZM216 231H218V232H216ZM95 232H97V234L95 233ZM98 232L99 233H103L104 234V236H103V234H99L98 235ZM156 232V233H155ZM196 232V234H198V235H194V233ZM216 234H215V233ZM96 235H95V234ZM106 233V234H105ZM128 234V235H126V234ZM134 235H133V234ZM153 235H152V234ZM163 233V234H162ZM183 233V234H182ZM199 233H200V236L203 234V235H205V236H203L202 238H204V239H202L201 237H200V240H199ZM118 234H119V237H118ZM120 234H122V235H120ZM132 234V236L130 237V235ZM139 234H141V236H138ZM145 234V236H143V235ZM155 234V235H154ZM171 234V235H170ZM178 234H180V236L178 237ZM190 236H189V235ZM214 234V235H213ZM220 234H221V238H220ZM106 235H108V236H106ZM124 235V236H123ZM136 235H137V237H136ZM151 237H150V236ZM166 235H168V236H166ZM173 235V237H171ZM175 235L177 236V239H176V237H175ZM193 235V236H192ZM100 236V237H99ZM125 236H127L128 238H125L124 239V237ZM135 238H134V237ZM188 238H187V237ZM207 236V237H206ZM216 236H218V238L216 237ZM116 237V238H115ZM144 237V238H143ZM147 237L151 240L152 238H155V239H152L151 241L149 240V239H147ZM157 237V238H156ZM168 237V238H167ZM175 237V238H174ZM191 237V238H190ZM110 238V239H109ZM113 238V239H112ZM122 240H121V239ZM158 238H159V241H157L158 240ZM182 239V242H181V240L179 241V243H178V240L179 239ZM195 239V240H193V239ZM197 238V239H196ZM97 239H98V241H97ZM101 239H102V241H101ZM116 239V240H115ZM171 239H172V241H173V243L172 242H169V240L171 241ZM105 240V241H104ZM111 240V241H110ZM121 240V241H120ZM123 240H126V241H123ZM138 240V241H137ZM177 240V241H176ZM188 240H189V242H188ZM191 240V241H190ZM111 243H110V242ZM129 241V242H128ZM144 241V242H143ZM150 241V242H149ZM259 241H260V243H262L263 245H264V238L262 239H259ZM100 242H102V243H104V245L102 244V243H100ZM115 242V243H114ZM132 242V243H131ZM160 242V243H159ZM162 242H163V244H167L166 245V247H165V245H163L162 244ZM175 242V243H174ZM27 243H30L29 244V246L28 247H23V246H26V244ZM110 243V244H109ZM157 243H159L158 245H161L160 246V249H159V246L158 245H156ZM183 243H184V246H183ZM196 245H195V244ZM102 244V245H101ZM112 244H114V245H112ZM173 244V245H172ZM199 244V245H198ZM30 245H32L31 247H30ZM106 245V246H105ZM118 245L120 246V247H118ZM122 245V246H121ZM135 245H137L136 246V249H134L135 248ZM149 245V246H148ZM158 246V247H152V246ZM187 247H186V246ZM194 245V246H193ZM110 246V247H109ZM116 246L119 248V249H121V250H118V248H116ZM131 246H133L132 248L134 249V250H137V248H140V247H142L143 249H145V251L143 250V249H138L137 250V252L136 251H134L133 249L132 250H130L131 249V247L129 248V247ZM148 246V247H147ZM175 246H177V247H175ZM105 247V248H104ZM109 247V248H108ZM123 247V248H122ZM149 247L151 248V249H149ZM163 247H165V248H163ZM169 247H171V248H169ZM175 247V248H174ZM183 247V248H182ZM191 247V248H190ZM102 248V249H101ZM108 248V249H107ZM116 248V249H115ZM159 250V251H157V249ZM167 248H169L168 250H167ZM186 248H190V250L191 249H193V250H191V251H186L187 249ZM58 249V250H57ZM123 249V250H122ZM156 249V250H155ZM177 249V250H176ZM179 249V250H178ZM98 250V251H97ZM114 250H118L117 252H115ZM129 250V253H126V251H128ZM143 250V251H142ZM149 250V251H148ZM162 250H163V252H162ZM122 251V252H121ZM131 251V252H130ZM133 251V252H132ZM180 253H179V252ZM101 254V256H99L100 254ZM115 252V253H114ZM135 252V253H134ZM140 254H139V253ZM152 252L154 253V255L152 254ZM159 252H162V253H159ZM168 252V253H167ZM172 252V253H171ZM175 252V253H174ZM187 252V253H186ZM248 252V253H247ZM89 253V254H88ZM97 253V254H96ZM110 253V254H109ZM125 253V254H124ZM131 253H132V255H131ZM146 253V257L144 256V255H142V254H145ZM149 253H151L150 255H148ZM177 253V254H176ZM99 254V255H98ZM110 256H109V255ZM116 254V255H115ZM120 254V255H119ZM129 256H128V255ZM137 254V255H136ZM163 254H164V256H163ZM167 254V255H166ZM187 254V255H186ZM206 254V255H205ZM248 255V258L249 259H247L246 257H245V255ZM95 255H97V256H95ZM106 255H107V257L108 258H106ZM122 255V256H121ZM123 255H125V256H123ZM151 255H153V256H156V257H153V256H151ZM166 255V256H165ZM185 255V256H184ZM231 255V256H230ZM240 255V256H239ZM89 256V257H88ZM121 256V257H120ZM137 256V257H136ZM140 257V259H139V257ZM162 256V257H161ZM172 256H174V258L172 257ZM181 256V257H180ZM228 256V257H227ZM87 257V258H86ZM92 257V258H91ZM97 257V258H96ZM124 257H125V259H124ZM127 257V258H126ZM129 257V258H128ZM133 259H132V258ZM147 257H152L153 258V260H150V258H147ZM161 257V259H159ZM170 257H172L171 259H170ZM187 257V258H186ZM94 258V259H93ZM96 258V259H95ZM123 260H122V259ZM163 258V259H162ZM165 258V259H164ZM166 258H168V259H166ZM176 258V259H175ZM178 258H179V262H178ZM181 258V259H180ZM222 258H225V259H222ZM226 258H229V260L231 259V262L230 263H227V259ZM46 259V260H45ZM135 259V260H134ZM145 259V260H144ZM147 259L149 260V261H147ZM171 260V262H170V260ZM247 259V260H246ZM37 260V261H36ZM160 260V262H158ZM173 260V261H172ZM191 261V263H190V261ZM193 260V261H192ZM225 260H227V261H225ZM126 261V262H125ZM162 261V262H161ZM176 261V262H175ZM222 261H225V262H222ZM34 262V263H33ZM114 262V263H113ZM130 262V263H129ZM181 262V263H180ZM207 262V263H206Z\"/></svg>", "mask_w": 264, "mask_h": 264}, {"label": "water", "instance_id": "obj_2", "mask_svg": "<svg viewBox=\"0 0 264 264\" xmlns=\"http://www.w3.org/2000/svg\"><path fill=\"white\" fill-rule=\"evenodd\" d=\"M50 23L46 43L36 46L37 79L67 52L74 60L104 47L109 37L117 41L118 55L80 71L84 84L142 75L150 78L151 88L162 78L187 89H198L199 82L206 89L225 86L229 96L243 92L229 100L240 114L242 147L225 154L228 164L233 156H245L236 187L239 198L254 206L245 212L238 232L229 233V243L236 253L250 251L254 260L262 256L263 215L258 202L244 195L243 185L250 171L259 174L255 182L264 180V170L255 164L258 143L252 130L253 124L264 129V0H62ZM164 55L172 59H156ZM185 67L196 71L192 79L181 73Z\"/></svg>", "mask_w": 264, "mask_h": 264}, {"label": "bare ground", "instance_id": "obj_3", "mask_svg": "<svg viewBox=\"0 0 264 264\" xmlns=\"http://www.w3.org/2000/svg\"><path fill=\"white\" fill-rule=\"evenodd\" d=\"M30 1H32V2H36L37 0H30ZM37 3V7L36 8H33L32 6H30V5H27L26 4V6H25V9H24V13H21L20 12V8L17 6V4L16 3H14L13 2V0H0V25H1V31H0V58H1V66H2V69L3 68H5V63L7 64V63H10L11 62V60H12V57L14 56V55H16V53L13 55V53L14 52H21V50H24L26 53V56H27V59H29L30 58V55H29V52H30V47H31V50H32V44L34 43V39L36 38V37H38L39 36V27H38V23L41 21V19L43 18V17H45L46 15H48L56 6H57V3H56V0H39V2H36ZM45 19V18H44ZM43 21V20H42ZM15 44V45H14ZM117 50H118V44H116L114 41H113V39L112 38H109V37H106L105 38V41H104V47H102V48H99V49H97V50H94V51H86V52H84V53H82V54H80V58L78 59V62H77V64H75V63H73L72 64V66H67V64H68V62H69V57H70V51L69 52H67L66 54H65V56H63L62 57V59H61V61H60V63H59V65H57V66H54V67H52V66H49V65H47V66H49L48 68H47V71H48V73H49V76H48V78H47V81L45 82V83H40V84H38V85H36V86H32V85H29L28 83H26V84H28L29 86H25V87H23L22 89L20 88V90H14L13 88H11V87H9V83H8V81H7V78H4V77H0V84L2 85L1 87H0V104H2V106H3V108H4V112H6V111H9L8 110V108H9V106H11L12 105V103H11V105L9 104V100L12 102V100H16V99H19L20 98V94L21 93H23V94H25L24 95V98H23V101H25V103H27V104H29V105H38V107L39 108H44V106H48V105H50V104H54V105H58V108H59V106H61V105H63V108L61 109V108H59L60 109V111L61 110H63V112L65 111V113H66V115H68L69 113H71L73 116H76L77 114H78V112L80 111V107H83L84 109H83V111L84 112H86L88 115L89 114H94V115H96L95 117H98V115H100V117L101 118H103V119H106L105 121L107 122L108 121V123L106 124V126L103 128V126L98 130L97 129V126H96V128H95V131L93 130V131H90L89 133H87V130H86V133L88 134L87 135V137L86 138H84V137H82V136H80L81 134H76V135H72V133H73V130L70 132L71 133V135L70 136H73V137H68V136H64V140L62 139V135H61V133H62V131L61 130H59L60 131V133H58V132H54V131H52V134L50 135V134H48V135H50V140L49 139H46L45 137H43V138H45L44 139V142H45V140H49V141H47L46 143H44L45 145L44 146H42L43 145V141L42 140H40V144L42 143V147H43V158H44V162L46 161V163L48 162V160H52V159H54L53 158V155L55 156V154L53 153L52 154V158H50L49 157V154H50V152H52V151H50V149L52 148V150H53V148H55V146H58L59 148H58V150H57V152H58V157H56L57 159H55V161L58 163H60L59 165L60 166H62V165H66V164H70L71 166H72V169H74V171H75V173L76 174H79V175H81L82 174V176H84L85 174H83V173H86L87 174V170L85 171L84 169H86V168H82L84 165L85 166H87V165H91V166H93L94 168V170L92 171V172H94V176L95 177H97V179H98V187L100 188L98 191H97V193H96V197H97V199H96V201H95V203L97 202V204L99 205V207H102L103 208V205L104 206H108V207H110L111 205H113V202L114 201H117V200H114L115 198H116V192H115V188H118L119 186L121 187V185L123 184H118V182H120V181H118L117 180V173H121V176L122 177H120V175H119V179L121 178H124L125 176H129L130 177V174H133V173H131V167H130V165H134V164H136V163H138V162H140L143 158H145L146 159V161L147 162H149L150 160H151V158L150 157H152L151 155L150 156H148L149 154H150V147H149V151L147 150V148H148V146H150V144H148L147 146H145V144H144V141L143 140H145L146 139V137H147V135H146V132H145V129L146 128H148L149 126V124H151L150 125V127H151V130L150 131H154V132H156V134H160V132H161V130H159V124L157 123L156 124V122H158V121H154L157 117H156V115H155V109H154V106H149L150 104V101H149V105H148V110H149V112H148V114L145 116V118H144V120H141V122L139 121V122H137V121H135V122H125L124 120H126L127 118H129V116L130 115H132V113L136 110V108H138L137 107V104H138V101L142 98V96H143V94H144V92H146L145 91V89H146V86H147V84H148V79H147V76H142V75H137V76H135V77H130V80L128 79L129 78V76H122V77H120L119 79L120 80H118V82H110V83H108V82H106V81H104L103 82V84L101 83V85H103V86H100L99 87V89H94V88H82V89H75L76 91L75 92H73L72 90H70L69 92H68V94H69V97H66V96H64V85H69V82L71 81V80H77V77H76V75H75V73L77 72V70L78 69H85V68H88L89 66H90V64L92 63V61H94V60H96V59H101V58H103V57H107V56H109V55H118V52H117ZM13 55V56H12ZM25 56V55H24ZM25 56V57H26ZM17 57H18V53H17ZM15 58H16V56H15ZM15 58H13V59H15ZM33 58V57H32ZM161 58H162V56H160L158 59H160L161 60ZM168 58V57H167ZM17 59V58H16ZM27 59H26V61H27ZM157 59V58H156ZM25 60V59H24ZM24 60H23V62H24ZM10 61V62H9ZM21 61H22V59H21ZM25 61V62H26ZM14 61H12L11 63H13ZM17 62V64H18V61H16ZM15 62V63H16ZM19 62H20V60H19ZM31 62H33V61H31ZM29 63V62H28ZM25 64V63H24ZM24 64L22 65V63H21V65H22V67L24 66ZM3 65H4V67H3ZM8 65V64H7ZM26 65H28L29 66V64H27L26 63ZM26 65H25V70H26ZM9 66H11L10 64H9ZM15 66L17 67V65L15 64ZM14 66V67H15ZM19 66H20V64H19ZM32 66H33V63H32ZM31 66V67H32ZM8 67V66H7ZM10 68H13V65L10 67ZM9 68V69H10ZM19 68V67H18ZM21 68V67H20ZM29 68V67H28ZM187 68V67H186ZM186 68H184V69H186ZM31 69V68H30ZM33 69V68H32ZM187 70V69H186ZM0 71H2L1 70V67H0ZM24 71V70H23ZM32 71V70H31ZM183 71V70H182ZM181 71V73L183 74V72ZM3 72V71H2ZM18 72V71H17ZM21 72V71H20ZM27 72V74H28V71H26ZM14 73V72H13ZM186 73V72H185ZM22 74V73H21ZM20 74V75H21ZM24 74V73H23ZM26 74V73H25ZM32 72H31V76H32ZM16 75H17V73H16ZM29 75V74H28ZM0 76H1V73H0ZM22 76V75H21ZM47 76V75H46ZM17 78V77H16ZM18 78H20V76L18 77ZM116 79H118V78H116ZM20 80V79H19ZM150 80V79H149ZM15 81V80H14ZM17 81V80H16ZM114 81V80H113ZM116 81V80H115ZM167 81V80H166ZM166 81L164 82V80H162V79H160L157 83H158V88H155V89H157L156 91H157V93H160V94H162V95H164V92H162V88H164L165 86H168V85H166ZM20 81H18V83H19ZM23 82V81H22ZM105 82L106 83H108L107 85H104L105 84ZM168 82V81H167ZM16 83V82H15ZM26 84H24V82H23V85L22 86H24V85H26ZM36 84V83H35ZM77 84V83H76ZM20 85V84H19ZM20 85V86H21ZM74 85H75V83H74ZM175 85V87H177L176 86V84H174ZM19 86V87H20ZM30 86H32V87H30ZM79 86V85H78ZM88 86V85H87ZM98 86H99V84H98ZM97 86V87H98ZM18 87V88H19ZM156 87V86H155ZM178 87H179V85H178ZM78 88V87H77ZM16 89V88H15ZM74 89V88H73ZM164 89H166V87L164 88ZM178 89H181V87L180 88H178ZM177 90V89H176ZM224 90H225V86H218V87H211L210 88V94L209 95H207V97H209V96H214L215 94H218V92L220 93V94H222L223 92H224ZM171 91H173V90H171ZM54 92H56V93H54ZM174 92L176 93V91L174 90ZM182 92V91H181ZM185 92V91H184ZM202 92V91H201ZM205 91L203 90V93H204ZM237 92H239V91H237ZM237 92H236V94H237ZM153 94H154V92H153ZM182 94V93H181ZM180 94V95H181ZM184 94V93H183ZM214 94V95H213ZM22 95V94H21ZM58 95V96H57ZM156 96V95H155ZM177 96H179V95H177ZM190 96V95H189ZM192 96V95H191ZM16 97V98H15ZM154 97V96H153ZM162 97H164V96H156V98H162ZM167 97V96H166ZM172 97H173V95H172ZM174 97H176V94H175V96ZM202 97H203V95H202ZM204 97H206V96H204ZM203 97V98H204ZM206 97V100L208 99ZM180 97H176V99H179ZM186 98V97H185ZM184 98V99H185ZM202 98V99H203ZM211 98V97H210ZM214 98V97H213ZM216 98V97H215ZM214 98V99H215ZM3 99V100H2ZM154 99V98H153ZM157 99V100H158ZM160 99L158 100L159 101V103H160ZM183 99V98H182ZM188 99V98H187ZM191 99L192 100H194L192 97H191ZM152 100V99H151ZM156 100V101H157ZM166 100V99H165ZM204 100H205V98H204ZM211 100H213L212 98H211ZM211 100H209V101H211ZM13 101V102H14ZM155 101V102H156ZM157 101V102H158ZM188 101V100H187ZM22 102V101H21ZM161 102L163 103V101L161 100ZM168 102V101H167ZM173 102V101H172ZM179 102V101H178ZM181 102H182V100L179 102L180 104H181ZM194 102V101H193ZM193 102H192V104H193ZM197 102V101H196ZM202 102H205V101H202ZM207 102V101H206ZM205 102V103H206ZM212 102H214L215 103V101L213 100ZM15 103L17 104V102H14L13 104H14V106H16L15 105ZM139 103H140V101H139ZM154 103V102H153ZM161 103V104H162ZM177 103V102H176ZM204 103V104H205ZM210 103V102H209ZM208 103V104H209ZM19 104H20V102H19ZM46 104V105H45ZM166 104V103H165ZM171 104V103H170ZM184 104V103H183ZM182 104V105H183ZM187 104H189V103H187ZM191 104V103H190ZM211 104V103H210ZM21 105H23L24 106V104H21ZM53 105V106H54ZM174 105V104H173ZM172 105V106H173ZM177 105V104H176ZM175 105V106H176ZM195 105H197V103L195 104ZM199 105H201V104H199ZM199 105H198V108H199ZM13 106V105H12ZM162 106V105H161ZM160 106V107H161ZM174 106V107H175ZM181 106V105H180ZM187 106V105H186ZM202 106V105H201ZM215 106V105H214ZM21 107V106H20ZM140 107V106H139ZM183 107V106H182ZM181 107V108H182ZM185 107V106H184ZM183 107V108H184ZM188 107H189V105H188ZM192 107V106H191ZM191 107H190V110H191ZM195 106H194V104H193V108H194ZM211 107V106H210ZM11 108V107H10ZM9 108V109H10ZM15 107H13L12 109H14ZM24 108V107H23ZM30 108V107H29ZM144 108H146V106L144 107ZM165 108V107H164ZM168 108H170V105H169V107ZM192 108V109H193ZM198 108H197V112L199 111H203V110H198ZM207 108V107H206ZM215 108V107H214ZM11 109V111H14V110H12ZM19 109V108H18ZM158 109H159V107H158ZM161 109H163L162 107H161ZM178 109V108H177ZM212 109V108H211ZM26 110V109H25ZM49 110V109H48ZM47 109H45V110H43L44 112L45 111H48ZM51 110H53V109H51ZM56 110H58V109H56ZM140 109H138V111H139ZM147 110V111H148ZM167 110V109H166ZM176 110V109H175ZM179 110V109H178ZM0 111H1V108H0ZM15 111H17V110H15ZM22 111V110H21ZM137 111V112H138ZM145 111V110H144ZM161 111H163V110H161ZM173 111V110H172ZM186 111V110H185ZM208 111V110H207ZM260 111H261V113L264 115V102H263V104L260 106ZM3 112V111H2ZM1 112V113H2ZM18 112V111H17ZM55 112V111H54ZM57 112V111H56ZM63 112H60L59 114H60V116L61 115H64V117L66 116L65 114H62ZM81 112V111H80ZM84 112H82V113H84ZM160 112V111H159ZM158 112V113H159ZM170 112V111H169ZM168 112V114H171V113H169ZM181 112V111H180ZM179 112V113H180ZM183 112V111H182ZM193 112V111H192ZM195 112V111H194ZM199 112H198V114H199ZM203 112H205V111H203ZM16 113V112H15ZM14 113V114H15ZM53 113V112H52ZM51 113V114H52ZM157 113V114H158ZM164 113H166V111H164ZM163 113V114H164ZM174 113H176L175 111H174ZM206 113H208V112H206ZM6 114V113H5ZM17 115L18 114H21V113H16ZM26 114V113H25ZM24 114V115H25ZM57 114H58V112H57ZM59 114L58 115H56L55 113L54 114H52L53 115V117H60L59 116ZM81 114V113H80ZM87 114H85V116L87 115ZM161 114V113H160ZM181 114H184V113H181ZM191 115V113H188V115ZM194 114V113H193ZM197 114V115H198ZM214 114V113H213ZM2 114H0V116H1ZM22 115V114H21ZM21 115H19V116H21ZM45 115V114H44ZM56 115V116H55ZM91 115V116H92ZM94 115H93V118H95L94 117ZM166 115V114H165ZM174 115V114H173ZM185 115V114H184ZM19 116H14L15 118L16 117H19ZM37 116V115H36ZM43 116V115H42ZM90 115H89V117H91ZM160 116V115H159ZM162 116V115H161ZM169 116V115H168ZM182 116V115H181ZM193 116V115H192ZM196 116V115H195ZM193 117L192 119V121L193 122H195V119H196V117H198V116H196V117ZM205 116L207 117V116H209L210 117V115H206L205 114ZM205 116H204V118H205ZM7 117H8V115H7ZM7 117H5V118H7ZM63 117V118H64ZM69 117V116H68ZM88 117V118H89ZM165 117V116H164ZM166 117H167V115H166ZM172 117V116H171ZM2 118V117H1ZM4 118V117H3ZM4 118V119H5ZM11 118V117H10ZM26 118V117H25ZM42 118V117H41ZM43 118H44V116H43ZM49 118H51V116L49 117ZM63 118H59V119H62V120H60V123H63ZM72 118V117H71ZM81 118H84V117H82L81 116ZM86 119H88L87 118V116L85 117ZM199 118V117H198ZM204 118H201V119H203L204 120ZM214 118V117H213ZM8 119V118H7ZM12 119V118H11ZM14 119V118H13ZM21 119V118H20ZM40 119V118H39ZM45 119V118H44ZM43 119V120H44ZM54 119V118H53ZM56 119V118H55ZM55 119L53 120L54 121V124L55 125H58V124H56L55 123ZM65 119V118H64ZM85 119V123L87 122V123H89L87 120ZM91 119V118H90ZM90 119H88V120H90ZM97 119V118H96ZM96 119H94V120H96ZM135 119V118H134ZM189 119H191L190 117H189ZM189 119H187L186 118V120H189ZM207 119H208V117H207ZM214 119H216V118H214ZM214 119L213 120H211L212 122L214 121ZM26 120V119H25ZM24 120V121H25ZM58 120V119H57ZM101 120V119H100ZM128 120V119H127ZM139 120V119H138ZM164 120V119H163ZM162 120V121H163ZM179 120H180V118H179ZM178 119L177 120H173V122L175 121V122H178L179 121ZM185 120V121H186ZM1 121H2V119H1ZM4 121V120H3ZM2 121V122H3ZM8 121H9V119H8ZM12 121V120H11ZM15 120H13V122H14ZM17 121V120H16ZM20 121V120H19ZM59 121V120H58ZM62 121V122H61ZM67 121V120H66ZM91 121V120H90ZM97 121V120H96ZM99 121V120H98ZM104 121V120H103ZM115 121H121L120 123H112V122H115ZM122 121H124V122H122ZM134 121V120H133ZM165 121V120H164ZM172 121V120H171ZM180 121H183V120H180ZM185 121H183V122H185ZM190 121V120H189ZM191 121V122H192ZM197 121V120H196ZM198 121H199V119H198ZM208 121V120H207ZM1 122V123H2ZM5 122V121H4ZM3 122V123H4ZM7 122V121H6ZM28 122V121H27ZM45 122V121H44ZM48 122V121H47ZM49 122H52V121H49ZM72 123H78V128H83L84 127V123L83 122H81V121H79V119H75V120H72L71 121ZM70 122V117H69V122L66 124H64L66 127L68 126V128L69 127H71V129H72V123ZM92 122V121H91ZM90 122V123H91ZM95 122V121H94ZM93 122V124H95ZM100 122V121H99ZM166 122V124H167V121H165ZM169 122H170V119H169ZM174 122V123H175ZM182 122V124H185V123H187V125L186 126H188L189 127V123L188 122H185V123H183ZM200 122V121H199ZM202 122V121H201ZM209 122V121H208ZM8 123V122H7ZM18 123V122H17ZM42 123V122H41ZM46 123V122H45ZM59 123V122H58ZM60 123H59V126H60ZM96 123H98V122H96ZM162 123V122H161ZM171 123V122H170ZM170 123H168V124H170ZM196 123V122H195ZM198 123V122H197ZM204 123V122H203ZM203 123H202V126H204L203 125ZM217 124L219 123V122H216ZM33 124V123H32ZM43 124V123H42ZM50 124H53V123H49V125ZM71 124V125H70ZM74 124V125H75ZM102 124V123H101ZM104 124V123H103ZM163 124H165V123H163ZM163 124H161L163 127H164V125ZM173 124V123H172ZM177 124V123H176ZM181 124V125H182ZM191 124V123H190ZM205 124V123H204ZM212 125H214L215 123L213 122V123H211ZM210 124V127L212 126ZM4 125H6V124H4ZM48 125V128L51 126H49ZM62 125V124H61ZM90 125V124H89ZM92 125V124H91ZM178 125V124H177ZM180 125V124H179ZM178 125V126H179ZM195 125V124H194ZM197 125H200V123L199 124H196L195 126H197ZM220 125V124H219ZM222 125V124H221ZM3 125H1L0 127H2ZM7 126H9V123H8V125ZM13 126V125H12ZM54 126V125H53ZM170 126H172V125H170ZM175 125H173V127H174ZM193 126V124L191 125V128H193L192 127ZM217 126V125H216ZM215 125H214V127H216ZM223 126H224V124H223ZM5 127V126H4ZM4 127H2V128H4ZM33 127V126H32ZM47 127V126H46ZM167 127V126H166ZM165 127V128H166ZM181 126H179V128H180ZM207 127V126H206ZM205 127V128H206ZM260 127V126H259ZM258 126H257V124H254L253 125V130L255 131V135L257 134L258 135V137L257 138H259V147H260V154H258L259 156L257 157V164L259 165V167L261 168L262 167V169L264 170V139L262 138L263 136H262V130H261V128H259ZM38 128H40L39 127V125H38ZM43 128H45V125H44V127ZM42 128V129H43ZM53 129H54V127H52ZM58 128V127H57ZM56 128V129H57ZM60 129H63L62 128V126L61 127H59ZM88 129H89V126L87 127ZM90 128H92V127H90ZM190 127H189V129L190 130H192ZM199 128V127H198ZM197 128V129H198ZM201 128V127H200ZM203 128V127H202ZM217 128H220V127H217ZM226 128V127H225ZM232 128H234V127H232ZM6 129H9V127H7V128H4V132H3V134L6 132L7 133V131H6ZM16 129V128H15ZM50 129V128H49ZM66 129V128H65ZM70 129V128H69ZM160 129H162V127L160 128ZM164 129V128H163ZM172 129V128H171ZM170 129V130H171ZM187 129V128H186ZM186 129L184 130V131H186ZM189 129H187V131L189 130ZM213 129V128H212ZM222 129V128H221ZM224 129V128H223ZM230 129V128H229ZM1 130V129H0ZM16 130H18V129H16ZM39 130V129H38ZM44 130V129H43ZM83 130H85V129H83ZM91 130V129H90ZM165 130V129H164ZM163 130V131H164ZM170 130H168V131H170ZM173 130V129H172ZM176 130V129H175ZM174 130V131H175ZM178 131L177 132H179L180 134H181V132L179 131V129H177ZM189 130V131H190ZM210 130V129H209ZM220 130V129H219ZM224 130H227V129H224ZM41 132H42V130H40ZM48 131V130H47ZM50 131V130H49ZM67 131H70V130H67ZM80 131V130H79ZM146 131H148V130H146ZM152 131V132H153ZM166 131H167V128H166ZM166 131H164V132H166ZM167 131V132H168ZM183 131V132H184ZM186 131V132H187ZM189 131L187 132L188 134H189ZM194 131H196V130H194ZM236 131V130H235ZM15 132V131H14ZM40 132V133H41ZM85 132V131H84ZM153 132V133H154ZM163 132V133H164ZM191 132V131H190ZM198 132H199V130H198ZM217 132V131H216ZM220 132V131H219ZM221 132H223V131H221ZM230 132V131H229ZM46 133V132H45ZM48 133V132H47ZM83 133V132H82ZM151 133V132H150ZM150 133H148V134H150ZM162 133V132H161ZM162 133V134H163ZM169 133V132H168ZM171 133V132H170ZM195 134L197 133V132H194ZM213 133V132H212ZM212 133H211V135H212ZM226 133H228L227 131H226ZM230 133H232V132H230ZM236 133V132H235ZM2 134V135H3ZM21 134H22V132H21ZM167 134V133H166ZM172 134V133H171ZM173 134H174V132H173ZM177 134V133H176ZM188 134H186V136L188 135ZM193 134V133H192ZM215 134H217V133H215ZM220 134V133H219ZM233 134H234V132H233ZM232 134V135H233ZM9 135V134H8ZM44 135H46V134H44ZM47 135V136H48ZM152 135V134H151ZM153 135H155V134H153ZM175 135V134H174ZM197 135V134H196ZM195 135V136H196ZM208 135V134H207ZM225 136H224V138H227V136H226V134H224ZM228 135V134H227ZM232 135H230V136H232ZM10 136V135H9ZM12 136V135H11ZM39 136V135H38ZM41 136V135H40ZM159 136V135H158ZM160 136H163V135H160ZM159 136V137H160ZM182 136H184L183 135V133H182ZM190 136V135H189ZM193 136V135H192ZM216 136V135H215ZM218 136H220V135H218ZM7 137V136H6ZM168 137V136H167ZM175 137V136H174ZM174 137H171V138H174ZM211 137V136H210ZM210 137H208V138H210ZM11 138V137H10ZM42 138V139H43ZM149 138H150V136H149ZM155 138H156V136H155ZM164 137H161V139H163ZM166 138V137H165ZM169 138V137H168ZM186 138V137H185ZM215 138V137H214ZM218 138V137H217ZM235 138V137H234ZM234 138H233V140H234ZM13 139H14V136H13ZM37 139H38V137H37ZM167 139V138H166ZM176 139V138H175ZM188 139V138H187ZM190 139H195V138H190ZM190 139H188V140H190ZM198 139H200V138H198ZM231 139H232V137H231ZM230 139V142H232V140ZM15 140V139H14ZM155 139H153V140H151V141H154ZM169 140V139H168ZM214 140V139H213ZM236 141H237V139H235ZM158 142H159V139L157 140ZM163 141V140H162ZM161 141V142H162ZM183 141H185V140H183ZM191 141V140H190ZM197 141V140H196ZM195 141V142H196ZM212 141V140H211ZM218 142H219V140H217ZM216 141V142H217ZM225 141H229V140H225ZM225 141H223V142H225ZM51 142H60V144L59 145H55V144H57V143H55L54 145H53V143H51ZM156 142V141H155ZM164 142H166V141H164ZM169 142V141H168ZM167 142V143H168ZM175 142V141H174ZM177 142H178V138H177ZM182 142V141H181ZM180 142V143H181ZM198 142V141H197ZM196 142V143H197ZM212 142H214V141H212ZM217 142V143H218ZM38 143V142H37ZM36 143V144H37ZM195 143V144H196ZM220 143V145H223V144H221L222 142H219ZM233 143V145L235 144V143H237V142H232ZM39 144V143H38ZM51 144L54 146V147H51ZM147 144V143H146ZM156 144V143H155ZM172 144V143H171ZM199 144V143H198ZM213 144V143H212ZM215 144V143H214ZM35 145V144H34ZM62 145H66L67 146V150H68V155H66V156H64V154H63V151H64V148H63V146ZM158 145V144H157ZM167 145V144H166ZM166 145H165V147H166ZM176 145H178V143L176 144ZM180 145V144H179ZM182 145V144H181ZM184 145V144H183ZM185 145H187V144H185ZM188 145H190L189 143H188ZM200 145H201V143H200ZM199 145V146H200ZM217 145V144H216ZM225 145H226V143H225ZM153 146V145H152ZM151 146V148H153ZM154 146H156V145H154ZM171 146V145H170ZM191 146V145H190ZM192 146H193V142H192ZM202 146V145H201ZM210 146H213V145H210ZM228 146V145H227ZM38 147V146H37ZM36 147V148H37ZM42 147H40L39 146V148H41L42 149ZM157 147V146H156ZM175 148H176V146H174ZM174 147H172L173 149H174ZM180 147V146H179ZM182 147V146H181ZM197 147V145H195V146H193V147H189L190 149L191 148H196ZM35 148V149H36ZM155 148V147H154ZM164 148V146L162 147V149ZM167 148V147H166ZM170 149L171 151L173 150V149ZM189 148H186V149H188V152H189V154H191L190 153V151H189ZM197 148H199V147H197ZM56 149H57V147H56ZM180 149V148H179ZM178 149V150H179ZM183 149H185V146H184V148ZM204 149H205V147H204ZM206 149H208V147L206 148ZM55 150V149H54ZM53 150V151H54ZM159 149H156V152L158 151ZM165 149H163L162 151H164ZM181 150V152H184V151H182V149H180ZM180 150L178 151V152H180ZM197 150V149H196ZM195 149L194 150H191V151H196ZM39 151V150H38ZM37 150H36V152H38ZM50 151V152H49ZM147 151V152H146ZM168 151V150H167ZM166 151V152H167ZM170 151V152H171ZM198 152H196V153H199V149L197 150ZM209 151H212V152H214V155H215V147H214V151H213V148H212V150H210L209 149ZM259 151V150H258ZM19 152V151H18ZM57 152H55V153H57ZM160 152V151H159ZM169 152V151H168ZM187 152V153H188ZM203 152V151H202ZM35 153V152H34ZM66 153V152H65ZM145 153V154H144ZM185 153H186V150H185ZM185 153H184V155H185ZM201 153V152H200ZM199 153V154H200ZM204 153H209V152H205L204 151ZM32 154V153H31ZM37 154V153H36ZM163 155H164V152L162 153ZM168 155H169V153H167ZM182 154V153H181ZM188 154V156H187V154H186V156L187 157H189V158H191V156ZM199 154L197 155V156H199ZM35 155V154H34ZM145 155V156H144ZM171 155V154H170ZM169 155V157H171ZM183 155V154H182ZM184 155H183V159H184ZM195 156H196V154H194ZM201 155V154H200ZM202 155L203 156H205L203 153H202ZM201 155V156H202ZM50 156H51V154H50ZM144 156V157H143ZM148 156V157H147ZM153 156H154V154H153ZM159 156V155H158ZM181 156V155H180ZM193 156V155H192ZM213 156V153H212V155H211V157ZM216 156V155H215ZM221 156V155H220ZM32 157H33V154H32ZM35 157H37V156H35ZM40 157V156H39ZM162 157V156H161ZM168 157V156H167ZM187 157H185V158H187ZM207 157V156H206ZM209 157V156H208ZM211 157H209V158H207V160L209 161V159L211 158ZM217 157V156H216ZM216 157H215V160H217L216 159ZM41 158V157H40ZM236 158V159H235ZM234 159V162H233V166H235L236 168L238 167L237 165H240V163L242 162L241 160H242V158L243 157H241V158H239V157H235ZM241 159V160H239V159ZM36 159H38V158H36ZM156 159H157V157H156ZM167 159V158H166ZM170 159V158H169ZM169 159L167 160V161H169ZM172 159V158H171ZM170 159V160H171ZM192 159V158H191ZM206 159V158H205ZM219 159H221L220 157H219ZM38 160H40V159H38ZM152 160H154V159H152ZM162 160V159H161ZM186 160V159H185ZM211 160H213V159H211ZM233 160V159H232ZM32 161V160H31ZM35 161H37V160H35ZM145 161V160H144ZM143 161V162H144ZM156 161V160H155ZM182 161V160H181ZM55 162V163H56ZM157 162V161H156ZM187 162V161H186ZM211 162V161H210ZM218 162V161H217ZM37 163H39V162H37ZM37 163H35L36 165L34 166L35 168H37L40 164H37ZM50 163V165H53L54 164V160H52L51 162H49ZM151 163V162H150ZM159 165H161V163L160 162H157ZM156 163V164H157ZM163 163H165V161L163 162ZM167 163V162H166ZM165 163V164H166ZM169 163V162H168ZM195 163H198V162H195ZM194 163V164H195ZM201 163V162H200ZM211 163H213V162H211ZM141 164V163H140ZM149 164V163H148ZM147 164V165H148ZM154 164V163H153ZM165 164H163V166L165 165ZM171 164V163H170ZM170 164L169 165H165L166 166V168H168V166H170ZM186 164V163H185ZM209 164V163H208ZM217 164V163H216ZM256 164V165H257ZM45 165V164H44ZM44 165H42V166H44ZM137 165V164H136ZM135 165V166H136ZM141 165H143V164H141ZM149 165H152V164H149ZM172 165V164H171ZM188 165H189V163H188ZM192 165V164H191ZM198 165V164H197ZM215 165V164H214ZM257 165V166H258ZM46 166V165H45ZM55 166H56V164H55ZM55 166H53V167H55ZM181 166V165H180ZM184 166L185 165H183L182 167H183V169H185L186 170V168H184ZM187 166V165H186ZM185 166V167H186ZM195 166V165H194ZM194 166H192V167H194ZM208 166V165H207ZM241 166V165H240ZM52 167V168H53ZM137 167H138V165H137ZM146 167V166H145ZM145 167H141V168H145ZM181 167V168H182ZM202 167V170L204 169L203 168V166H201ZM212 166L210 165V168H211ZM2 168V167H1ZM38 168H40V167H38ZM49 168V167H48ZM57 168V167H56ZM60 168V167H59ZM132 168H134V166L132 167ZM139 168V167H138ZM148 168H152V167H150V166H148ZM154 168H156V166L154 167ZM154 168H153V170H154ZM157 168H158V166H157ZM165 168V167H164ZM164 168H162L163 169V171L165 170ZM180 168V167H179ZM214 168V167H213ZM212 168V169H213ZM235 168V169H236ZM44 169V168H43ZM51 169V168H50ZM91 169H92V167H91ZM90 168H89V171L91 170ZM150 169H147V170H150ZM161 169V170H162ZM173 169V168H172ZM232 169H234V168H232ZM231 169V170H232ZM234 169V170H235ZM240 169V168H239ZM39 170V169H38ZM48 170V169H47ZM47 170H45V172L47 171ZM134 170H136V169H134ZM133 170V171H134ZM143 170H145V169H143ZM152 170V174L154 173V171ZM170 170V169H169ZM176 170V169H175ZM195 170V169H194ZM197 170V169H196ZM195 170V171H196ZM2 171V170H1ZM0 171V172H1ZM6 171V170H5ZM40 171H42L41 170V168H40ZM44 171V170H43ZM55 171V170H54ZM137 171V170H136ZM140 171H142V170H140ZM146 171V170H145ZM151 171V170H150ZM150 171H148V172H150ZM178 171V170H177ZM180 171H182V170H180ZM49 172V171H48ZM143 172V171H142ZM148 172H146V173H148ZM72 173V172H71ZM71 173H70V175H71ZM135 173H139V172H134V174ZM178 173V172H177ZM186 174H187V172H185ZM183 174V176L184 175H186V174ZM194 173H196V172H194ZM75 174V175H76ZM90 175H91V173H89ZM89 174H88V176H89ZM93 174V173H92ZM141 173H139L138 175H136V176H138V177H141V175H140ZM143 174V173H142ZM171 174V173H170ZM181 174V173H180ZM179 174V175H180ZM189 174V173H188ZM187 174V175H188ZM231 174V173H230ZM235 174V173H234ZM256 174V172H251L250 173V175H249V177H253L254 175ZM73 175V174H72ZM74 175V176H75ZM143 175H145V173L143 174ZM142 175V176H143ZM147 175V174H146ZM167 175H168V173H167ZM167 175H165V176H167ZM173 175V174H172ZM178 174H177V177L179 176ZM193 175V174H192ZM232 175H233V173H232ZM232 175H231V177H232ZM3 176V175H2ZM57 176V175H56ZM157 177H158V175H156ZM162 176V175H161ZM170 176V175H169ZM174 176V175H173ZM176 176V175H175ZM183 176L181 175V177L183 178ZM191 176V175H190ZM65 177H67V175L65 176ZM92 176H90V177H87L86 179H88V180H90V178H91ZM132 177V176H131ZM135 177V176H134ZM134 177H132V178H134ZM138 177H136V179L138 178ZM145 177H147V176H144V178ZM164 177V176H163ZM180 177V176H179ZM180 177V178H181ZM231 177H230V179H231ZM68 178V177H67ZM73 178V177H72ZM70 178V176H69V179H70V181L72 180V181H74L73 179H75V178ZM81 178V177H80ZM168 178V177H167ZM175 179H176V177H174ZM69 179H67V180H69ZM92 179H94L93 177H92ZM141 178H139V180H140ZM162 179V178H161ZM174 179V180H175ZM179 179V178H178ZM230 179H228V181L230 180ZM52 180V179H51ZM77 180H78V176H77ZM76 180V181H77ZM85 180V179H84ZM96 180V179H95ZM123 180V179H122ZM129 180V179H128ZM134 180V179H133ZM138 180V179H137ZM136 180V181H137ZM139 180L137 181V184H138V182H139ZM148 180H149V178H148ZM160 180V179H159ZM167 180V179H166ZM170 180H172V179H170ZM49 181V180H48ZM48 181H47V183H48ZM81 181V180H80ZM86 181V180H85ZM97 181V180H96ZM96 181H94V182H96ZM118 181V182H117ZM135 181V180H134ZM147 181V180H146ZM165 181V180H164ZM177 181V180H176ZM181 181V180H180ZM188 181V180H187ZM228 181H227V183H228ZM55 182V181H54ZM58 182V181H57ZM57 182L56 183H53V184H56L57 185ZM60 182V181H59ZM89 181H87V183H88ZM93 182V183H94ZM115 182H117L116 184H118V186H114L115 188H113L112 186L114 185L113 183H115ZM122 182H124V181H122ZM129 182H130V180H129ZM133 182V181H132ZM144 181H142V183H143ZM149 182V181H148ZM153 182V181H152ZM155 182V181H154ZM160 182V181H159ZM162 182V181H161ZM167 182V181H166ZM169 182V181H168ZM174 182V181H173ZM178 182V181H177ZM232 182V181H231ZM65 183V182H64ZM63 183V184H64ZM74 183V182H73ZM80 183V182H79ZM78 183V184H79ZM84 183V182H83ZM86 183V182H85ZM84 183V184H85ZM92 183V182H91ZM92 183V186H95L94 184ZM150 183V182H149ZM176 183V182H175ZM174 183V184H175ZM49 184V183H48ZM69 183L67 182V185H68ZM76 184H77V182H76ZM75 184V185H76ZM81 184V183H80ZM84 184H81L82 186L84 185ZM113 184V185H112ZM130 184V183H129ZM144 184V183H143ZM167 183H165V185H166ZM169 184V183H168ZM229 184V183H228ZM56 185H55V187H56ZM64 185H66V184H64ZM63 185V186H64ZM72 185V184H71ZM71 185L69 186V187H71ZM74 185V186H75ZM89 184H87V186H88ZM125 185V184H124ZM127 185H128V182H127ZM135 186L136 185V182L135 183H132V185L131 186ZM145 186H146V183L144 184ZM153 185V184H152ZM154 185H156L157 186V184L156 183H154ZM161 185V184H160ZM159 185V186H160ZM164 185V186H165ZM170 186H172L171 184H169ZM61 186V185H60ZM77 186H80V185H77ZM81 186V187H82ZM90 186V185H89ZM91 186V187H92ZM123 186V185H122ZM129 186V185H128ZM127 186V187H128ZM134 186L133 187H130L129 186V188H133L134 189ZM137 186V185H136ZM136 186H135V188H136ZM140 186V185H139ZM138 186V187H139ZM155 186V187H156ZM163 186V188H165ZM168 185H166V187H167ZM179 186V185H178ZM181 186V185H180ZM179 186V187H180ZM187 186H189L188 184H186V188H188ZM57 187H58V185H57ZM66 188L68 187V186H65ZM84 187V186H83ZM179 187H178V189H179ZM184 187V186H183ZM208 187V186H207ZM44 188V187H43ZM49 188H51V186L49 187ZM65 188V189H66ZM88 188V187H87ZM95 188V187H94ZM96 188H97V186H96ZM159 188H161V187H159ZM171 188V187H170ZM185 188V187H184ZM185 188V189H186ZM198 188V187H197ZM204 188V187H203ZM218 188V187H217ZM216 188V189H217ZM60 189H62L61 187H60ZM85 189V188H84ZM114 189V190H113ZM125 187H124V189H121V190H124V192H125ZM128 189V188H127ZM162 189V188H161ZM160 189V190H161ZM166 189V188H165ZM184 189V190H185ZM199 189H201V190H203V192L205 191V190H207V189H202V188H199ZM210 189V188H209ZM51 190H52V188H51ZM56 190H58V188L56 189ZM67 190V189H66ZM81 190V189H80ZM90 190V189H89ZM120 190V191H121ZM147 190V189H146ZM145 190V191H146ZM155 190H158V189H155ZM163 191H164V189H162ZM169 189L167 188V191H168ZM177 190V189H176ZM180 190H183L182 188L180 189ZM47 191V190H46ZM50 191V190H49ZM53 191H55V188H54V190ZM63 191L65 192V190H61L60 192H58V194L60 193V194H62L63 193ZM78 191V190H77ZM82 191V190H81ZM80 191V192H81ZM86 191V190H85ZM84 191V192H85ZM120 191H117V195H118V192H119V195H120ZM128 191V190H127ZM132 191V190H131ZM130 191V192H131ZM154 191V190H153ZM159 191V190H158ZM187 190H185V192H186ZM197 191V190H196ZM209 191V190H208ZM213 191H215V189L213 190ZM219 191V190H218ZM52 192V191H51ZM66 192H70L69 190L68 191H66ZM66 192L65 193H63V194H66ZM72 192V191H71ZM76 192V191H75ZM79 192V191H78ZM77 192V193H78ZM90 192V191H89ZM94 192V191H93ZM122 192V191H121ZM133 192V191H132ZM131 192V193H132ZM159 192H161V191H159ZM177 192L178 191H176V195H177ZM202 192V193H203ZM206 192V191H205ZM210 192V191H209ZM209 192H208V194L206 193V195H209ZM211 192H212V190H211ZM210 192V193H211ZM48 193V192H47ZM56 193V192H55ZM127 193V192H126ZM153 193H155V192H153ZM167 193V192H166ZM180 193H182V192H180ZM180 193H178V194H180ZM197 193H198V191H197ZM201 192H200V194H202ZM216 193V192H215ZM220 193V192H219ZM49 194L50 195H53L54 193H50L49 192ZM63 194H62V196H63ZM86 194V193H85ZM123 194V193H122ZM125 194V193H124ZM130 194V193H129ZM129 194H126L127 196L129 195ZM175 194H172L173 196L175 195ZM184 194V193H183ZM182 194V196H184ZM199 194V193H198ZM204 194V193H203ZM213 194V193H212ZM218 193H216V195H217ZM47 195V194H46ZM45 195V196H46ZM55 195V194H54ZM53 195V196H54ZM81 195H83L84 196V193L83 194H81ZM88 195V194H87ZM90 195V194H89ZM133 196H134V194H132ZM148 195V194H147ZM154 195V194H153ZM152 195V196H153ZM168 195V194H167ZM169 195H170V192H169ZM169 195H168V197H164V198H167L168 200H171V199H169ZM176 195H175V198H176ZM181 195V194H180ZM211 195V194H210ZM220 195V194H219ZM52 196V197H53ZM65 196V195H64ZM64 196L62 197V198H64ZM69 196V195H68ZM71 196V195H70ZM69 196V197H70ZM72 196H73V193H72ZM149 196V195H148ZM152 196H150V197H152ZM160 196H163V195H160ZM173 196H172V198H173ZM186 196V195H185ZM188 196V195H187ZM190 196V195H189ZM191 196H192V194H191ZM214 196V195H213ZM212 196V197H213ZM51 196L50 197H48V199L49 198H52ZM87 197H89V196H87ZM86 197V198H87ZM118 197H120V196H117V198ZM123 197V196H122ZM129 198H130V196H128ZM136 197V196H135ZM141 197V196H140ZM149 197V198H150ZM154 197V196H153ZM152 197V198H153ZM158 197V196H157ZM205 197V196H204ZM208 197V196H207ZM211 197V196H210ZM210 197H209V199L208 198H205L207 201H213V198H211V200H210ZM216 197V196H215ZM222 197V196H221ZM55 198H57V197H55ZM61 197H60V195H59V199H60ZM73 198V197H72ZM74 198H76V197H74ZM83 198V197H82ZM116 198V199H117ZM124 198V197H123ZM122 198V199H123ZM142 198H143V196H142ZM141 198V199H142ZM160 198V197H159ZM162 199V200H164L165 201V199ZM171 198V197H170ZM179 197H177V199H178ZM182 198V197H181ZM186 198V197H185ZM222 198H224V197H222ZM47 199V201H49ZM58 199V200H59ZM68 199V198H67ZM85 199V198H84ZM89 199H92V197H89ZM118 199H121V197L120 198H118ZM122 199L120 200V202H122ZM135 199V198H134ZM161 199V198H160ZM174 199V198H173ZM176 199V200H177ZM182 199H184V198H182ZM191 199V198H190ZM194 199V198H193ZM219 199V198H218ZM221 199V198H220ZM54 200V199H53ZM62 200V199H61ZM78 200H79V198H78ZM82 201H84L85 202V200H83V199H81ZM128 199L126 198V201H127ZM151 200V199H150ZM147 201V203L149 202L150 204H151V201ZM154 200V199H153ZM156 200V199H155ZM161 200V201H162ZM167 200V201H168ZM176 200H174L175 202H177ZM186 200V199H185ZM215 200H217V199H215ZM66 201H68V200H66ZM66 201H65V204H66ZM71 201V200H70ZM72 201H75V200H73L72 199ZM82 201L80 202V200H79V203H82ZM161 201H157L158 203L159 202H161ZM166 201V203H169V202H167ZM173 201V202H174ZM178 201H179V199H178ZM184 201V200H183ZM191 201H192V199H191ZM52 202V201H51ZM54 202H55V200H54ZM59 202V201H58ZM78 202V201H77ZM140 202L141 201H139V204H140ZM174 202V203H175ZM188 202H190V200H188ZM221 202V201H220ZM223 202V201H222ZM222 202H221V204H222ZM237 202V201H236ZM1 203V202H0ZM24 202H22V204H23ZM50 203V202H49ZM53 203V202H52ZM61 203V202H60ZM68 203V202H67ZM70 203V202H69ZM69 203H68V205H67V207L69 206ZM93 204L92 205H94V202H92ZM105 203V204H104ZM166 203H164V205L166 204ZM173 203V204H174ZM178 203H180V202H178ZM182 203H184V202H182ZM186 203H187V201H186ZM210 203H212V202H210ZM215 203V202H214ZM213 203V204H214ZM238 203V202H237ZM4 204V203H3ZM6 204V203H5ZM71 204H73L72 202H71ZM90 205H91V203H89ZM114 204H115V202H114ZM149 204V205H150ZM153 204V203H152ZM160 204V203H159ZM162 204V203H161ZM172 204V203H171ZM170 204V205H171ZM32 204H30V206H31ZM75 205V204H74ZM74 205H73V207H74ZM84 205H85V203H84ZM89 205V206H90ZM96 205V204H95ZM95 205H94V207H95ZM98 205H96V206H98ZM129 205V204H128ZM131 205V204H130ZM129 205V206H130ZM135 206H136V203L134 204ZM133 205V206H134ZM145 205H147V204H145ZM155 205H157V204H155ZM186 205H189V204H186ZM185 205V206H186ZM233 205H235L236 206V204H233ZM232 205V206H233ZM249 205V204H248ZM29 206V205H28ZM65 206V205H64ZM76 206V205H75ZM83 206V205H82ZM86 206V205H85ZM132 206V207H133ZM139 205H137L136 207H138ZM151 206V205H150ZM150 206H147L148 208H147V210L149 209H152V208H149ZM152 206H154V204L152 205ZM160 206V205H159ZM163 206V205H162ZM162 206H160L158 209H161L162 208ZM172 206V205H171ZM214 206H215V204H214ZM224 206H227V205H224ZM228 206H229V204H228ZM0 207H1V205H0ZM25 207V206H24ZM66 206H65V208H67ZM73 207H71V209L73 208ZM93 207V206H92ZM93 207V208H94ZM106 207H105V209H106ZM108 207H107V209H108ZM112 207H115V205L114 206H112ZM111 207V208H112ZM123 207V206H122ZM121 207V209H123L124 207H126V206H124L123 208ZM179 207H180V205H179ZM220 207V206H219ZM222 207V206H221ZM231 207V205L228 207V208H230ZM4 208V207H3ZM69 208V207H68ZM87 208V207H86ZM93 208H92V210H93ZM98 208V207H97ZM101 208V209H102ZM110 208V209H111ZM140 208V207H139ZM157 208H155V209H157ZM170 208V207H169ZM168 208V209H169ZM236 208H237V206H236ZM241 208V207H240ZM240 208L238 207V209H239V211H240ZM6 209V208H5ZM11 209V208H10ZM81 209V208H80ZM82 209H84L83 207H82ZM87 209H91L90 207L89 208H87ZM99 209V208H98ZM100 209V210H101ZM105 209H103L102 210V212L103 211H105ZM118 209H120V208H118ZM120 209V210H121ZM126 209V208H125ZM125 209H123V210H121V211H123L124 212V210ZM131 209V208H130ZM137 209V208H136ZM154 209V210H155ZM163 209V208H162ZM165 209V208H164ZM167 209V210H168ZM225 209V207H223V210ZM7 210V209H6ZM70 210V209H69ZM74 210H75V207H74ZM91 210V211H92ZM97 210V209H96ZM109 210V209H108ZM135 210V209H134ZM144 209H142V211H143ZM145 211V213L147 212V213H149L148 211ZM154 210H153V215L154 214H156L155 212H157V211H155L154 212ZM173 210V209H172ZM232 210V209H231ZM230 210V211H231ZM234 211H236L235 209H233ZM130 211V210H129ZM128 211V212H129ZM160 211V210H159ZM159 211L157 212L158 214H159ZM162 211V210H161ZM176 211H177V209H176ZM2 212V211H1ZM25 212V211H24ZM85 212V210L83 211V213ZM87 212H89L88 210H87ZM93 212V211H92ZM91 212V213H92ZM98 212V211H97ZM114 212V211H113ZM123 212H121V213H123ZM131 212V211H130ZM135 212H136V210H135ZM135 212L133 211V213L135 214ZM163 212V214H164V211H162ZM173 212V211H172ZM180 213H182V211H179ZM228 212V211H227ZM17 213V212H16ZM34 213V212H33ZM100 213V212H99ZM120 213V215H122ZM125 213H127L126 212V210H125ZM141 213V212H140ZM161 213V212H160ZM165 213H166V210H165ZM174 213V212H173ZM175 213H178V212H175ZM174 213V214H175ZM236 213V212H235ZM237 213H239V212H237ZM29 214V213H28ZM93 214H94V216H95V214L97 215V213H95V212H93ZM102 214V213H101ZM101 214H100V216H101ZM113 214V213H112ZM117 214H119V213H117ZM130 214V213H129ZM136 214H138V213H136ZM142 214V213H141ZM150 214L152 215V212H150ZM158 214H156V216H159L160 217V215H158ZM162 214V216H164ZM173 214V215H174ZM88 215V214H87ZM104 215V216H103ZM101 217H108V215L111 217L112 215H110V212H109V214H107L106 216H105V213L103 214ZM116 215V214H115ZM127 215H128V213H127ZM139 215V214H138ZM150 215V216H151ZM171 215V214H170ZM177 215H179V214H177ZM182 215V214H181ZM184 215V214H183ZM230 215V214H229ZM232 215V214H231ZM230 215V216H231ZM7 216V215H6ZM31 216V215H30ZM43 216V215H42ZM93 216V217H94ZM98 217H99V215H97ZM96 216V217H97ZM113 216H114V214H113ZM118 216V215H117ZM116 216V217H117ZM123 216V215H122ZM121 216V217H122ZM136 216V215H135ZM186 216V215H185ZM221 216V215H220ZM237 216H239V215H237ZM8 217V216H7ZM124 217H125V219H126V217L127 216H125L124 215ZM130 217H132L131 216V214H130ZM138 217V216H137ZM140 217H142V216H140ZM145 217L147 218L148 216H146L145 215ZM154 217H155V215H154ZM159 217H157V218H159ZM171 217H172V215H171ZM173 217H176V216H173ZM182 217V216H181ZM191 217V220H192V222H193V219H192V216H190ZM217 217H218V215H217ZM236 217V216H235ZM100 218V217H99ZM98 218V219H99ZM120 218V217H119ZM133 218H134V216H133ZM152 218V217H151ZM186 218V217H185ZM216 218V217H215ZM220 218V217H219ZM218 218V219H219ZM237 218V217H236ZM235 218V219H236ZM95 219V218H94ZM94 219H93V221H94ZM97 219V218H96ZM102 219H104V218H102ZM102 219H99V220H102ZM116 219H118V218H116ZM123 219V218H122ZM129 219V218H128ZM127 219V220H128ZM132 219V218H131ZM141 219V218H140ZM139 219V217H138V220H140ZM149 219V218H148ZM165 219H167V218H165ZM181 219H183V218H181ZM187 219H188V217H187ZM98 220V221H99ZM105 220H106V218H105ZM116 221L115 220V218L113 219L112 218V221ZM126 220V221H127ZM134 220V219H133ZM132 220V221H133ZM137 220V219H136ZM138 220H137V222H138ZM150 220V219H149ZM164 220V219H163ZM175 220V219H174ZM176 220H177V218H176ZM180 220V219H179ZM190 220V219H189ZM216 220V219H215ZM108 221V220H107ZM107 221H106V223H105V225L107 224ZM111 220H110V218H109V222H110ZM112 221L109 223V224H111L112 223ZM126 221L124 220V222L126 223ZM129 221V220H128ZM127 221V222H128ZM135 221V220H134ZM133 221V222H134ZM157 221V220H156ZM156 221H153V222H156ZM159 221V220H158ZM160 221H162V220H160ZM159 221V222H160ZM166 222L167 221H169V222H174L175 223V221H170V219H168V220H165ZM180 221H182V220H180ZM179 221V222H180ZM183 221H185V219H183ZM187 221V220H186ZM220 221V220H219ZM218 221V222H219ZM237 221V220H236ZM235 221V222H236ZM239 221V220H238ZM95 222V221H94ZM103 222H104V220H103ZM118 222V224L120 223V221H117ZM124 222H122V220H121V223H124ZM129 222H131V220L129 221ZM141 222V221H140ZM139 222V223H140ZM150 221H148V223H149ZM153 222H151V223H153ZM159 222H156L157 223V225H159L158 223ZM222 222V221H221ZM224 222V221H223ZM234 222V223H235ZM99 223H100V221H99ZM99 223H96V225H95V228H93V229H96L97 227V225L99 226L100 224ZM124 223V224H125ZM143 223V222H142ZM155 223V224H156ZM187 223V222H186ZM189 224L191 223V221L190 222H188ZM227 223V222H226ZM232 223V222H231ZM230 223V224H231ZM237 223V222H236ZM95 224V223H94ZM109 224H107L108 226H109ZM114 224V223H113ZM116 224V223H115ZM128 224V223H127ZM127 224H125V226L127 225ZM136 224V223H135ZM135 224H133V225H135ZM145 224H147V223H145ZM150 224V223H149ZM149 224H147V226L149 225ZM154 224V225H155ZM161 224V223H160ZM169 224H171V223H169ZM179 224V223H178ZM180 224H181V222H180ZM179 224V225H180ZM184 225H185V223H183ZM205 225H206V223H204ZM203 224V225H204ZM216 224H218V223H216ZM219 224H220V222H219ZM223 224V223H222ZM228 224H229V222H228ZM227 224V225H228ZM102 225V224H101ZM121 225H123V224H121ZM120 224H119V228H121L120 226H121ZM132 225V224H131ZM137 225H139L138 223H137ZM143 225V224H142ZM234 225V224H233ZM103 226V225H102ZM107 226V227H108ZM116 226V225H115ZM115 226H113L112 225V227H115ZM128 226H129V224H128ZM156 226V225H155ZM162 227H163V225H161ZM160 226V227H161ZM164 226H165V223H164ZM167 226V225H166ZM165 226V228H167V229H171V228H168V227H166ZM170 226V225H169ZM178 226V225H177ZM228 226H230V225H228ZM236 226V225H235ZM104 227V226H103ZM106 227V226H105ZM104 227V228H105ZM140 227H142L143 228V226H139V228ZM145 227L146 226H144V230H145ZM153 227V226H152ZM171 227H173V226H171ZM174 227H176V225H174ZM231 227H232V225H231ZM230 227V228H231ZM110 228V227H109ZM117 228V227H116ZM126 228V227H125ZM129 228V227H128ZM146 228H148V227H146ZM151 227H149V229H150ZM158 228V227H157ZM208 228V227H207ZM233 228V227H232ZM100 229V228H99ZM103 229V228H102ZM105 229H107V228H105ZM104 229V230H105ZM112 229V228H111ZM136 229H138V228H136ZM156 229V228H155ZM176 229L177 228H174V230L176 231ZM98 230V229H97ZM108 230V232H109V229H107ZM113 230V229H112ZM118 230H121V229H118ZM143 230V229H142ZM157 230V229H156ZM161 230V229H160ZM168 230V231H169ZM172 230V229H171ZM204 230H205V228H204ZM208 230H209V228H208ZM207 230V231H208ZM211 230H212V228H211ZM210 230V232H212ZM100 231H102V230H100ZM116 231V230H115ZM158 231V230H157ZM162 231V230H161ZM165 231V230H164ZM164 231H162V232H164ZM167 231V232H168ZM203 231V230H202ZM103 232V231H102ZM111 232V231H110ZM107 233V231H106V233L108 234V235H110L111 233ZM143 232V231H142ZM146 232V231H145ZM150 232V230H148L147 231V234ZM171 231H169V233H170ZM216 232H218V231H216ZM96 234H97V232H95ZM94 233V234H95ZM105 233V234H106ZM156 233V232H155ZM215 233V232H214ZM95 234V235H96ZM101 235V234H103V233H99L98 232V235ZM126 234V233H125ZM133 234V233H132ZM132 234L130 235V237L132 236ZM150 234V233H149ZM152 234V233H151ZM163 234V233H162ZM183 234V233H182ZM196 234V232L194 233V235ZM216 234V233H215ZM108 235H106V236H108ZM120 235H122V234H120ZM126 235H128V234H126ZM134 235V234H133ZM143 235V234H142ZM153 235V234H152ZM155 235V234H154ZM171 235V234H170ZM189 235V234H188ZM196 235H198V234H196ZM203 235V234H202ZM200 236V233H199V240H200V237L202 238L203 236H205V235H203V236ZM214 235V234H213ZM102 236V235H101ZM103 236H104V234H103ZM124 236V235H123ZM138 236H141V234H139ZM143 236H145V234L143 235ZM150 236V235H149ZM166 236H168V235H166ZM180 236V234H178V237ZM190 236V235H189ZM193 236V235H192ZM100 237V236H99ZM118 237H119V234H118ZM134 237V236H133ZM136 237H137V235H136ZM151 237V236H150ZM169 237V236H168ZM167 237V238H168ZM171 237H173V235L171 236ZM175 237H176V239H177V236L175 235ZM174 237V238H175ZM187 237V236H186ZM207 237V236H206ZM217 238H218V236H216ZM116 238V237H115ZM125 238H128L127 236H125L124 237V239ZM135 238V237H134ZM144 238V237H143ZM157 238V237H156ZM188 238V237H187ZM191 238V237H190ZM205 238V237H204ZM204 238H202V239H204ZM220 238H221V234H220ZM110 239V238H109ZM113 239V238H112ZM121 239V238H120ZM147 239H149L148 237H147ZM152 239H155V238H152ZM151 239V240H152ZM179 239V238H178ZM193 239V238H192ZM197 239V238H196ZM263 239V238H262ZM116 240V239H115ZM122 240V239H121ZM120 240V241H121ZM150 240V239H149ZM150 240V241H151ZM181 240V242H182V239H179L178 240V243H179V241ZM193 240H195V239H193ZM97 241H98V239H97ZM101 241H102V239H101ZM105 241V240H104ZM111 241V240H110ZM109 241V242H110ZM123 241H126V240H123ZM138 241V240H137ZM149 241V242H150ZM157 241H159V238H158V240ZM177 241V240H176ZM191 241V240H190ZM127 242V241H126ZM129 242V241H128ZM144 242V241H143ZM169 242H172L173 243V241H172V239H171V241L169 240ZM188 242H189V240H188ZM100 243H102V242H100ZM105 243V242H104ZM104 243H102L103 245H104ZM111 243V242H110ZM109 243V244H110ZM115 243V242H114ZM132 243V242H131ZM160 243V242H159ZM159 243H157L156 245H158ZM175 243V242H174ZM5 244V243H4ZM4 244H1L0 243V264H10V256L8 255V253L6 252V250H5V248H4ZM29 244L30 243H27L26 244V246H23V247H28L29 246ZM101 244V245H102ZM162 244H163V242H162ZM195 244V243H194ZM197 244V243H196ZM195 244V245H196ZM112 245H114V244H112ZM163 245H165V244H163ZM167 245V244H166ZM166 245H165V247H166ZM173 245V244H172ZM199 245V244H198ZM32 245H30V247H31ZM106 246V245H105ZM122 246V245H121ZM136 246L137 245H135V248L134 249H136ZM149 246V245H148ZM147 246V247H148ZM159 246V249H160V246L161 245H158ZM158 246H152V247H158ZM183 246H184V243H183ZM186 246V245H185ZM194 246V245H193ZM110 247V246H109ZM108 247V248H109ZM118 247H120L119 245H118ZM117 246H116V248H118ZM129 247V246H128ZM131 247V246H130ZM129 247V248H130ZM133 247V246H132ZM131 247V249L130 250H132L133 248ZM165 247H163V248H165ZM175 247H177V246H175ZM174 247V248H175ZM187 247V246H186ZM105 248V247H104ZM107 248V249H108ZM115 248V249H116ZM123 248V247H122ZM141 249H143L142 247H140ZM140 248H137V250L138 249H140ZM169 248H171V247H169ZM169 248H167V250L169 249ZM183 248V247H182ZM191 248V247H190ZM190 248L188 249V248H186L187 250L186 251H191V250H193V249H191L190 250ZM102 249V248H101ZM133 249V250H134ZM149 249H151L150 247H149ZM157 249V248H156ZM155 249V250H156ZM58 250V249H57ZM118 250H121V249H119L118 248ZM117 250V251H118ZM123 250V249H122ZM137 250H134V251H136L137 252ZM144 251H145V249H143ZM142 250V251H143ZM177 250V249H176ZM179 250V249H178ZM98 251V250H97ZM115 252H117L116 250H114ZM139 251V250H138ZM149 251V250H148ZM157 251H159L158 249H157ZM114 252V253H115ZM122 252V251H121ZM131 252V251H130ZM133 252V251H132ZM140 252V251H139ZM138 252V253H139ZM162 252H163V250H162ZM162 252H159V253H162ZM179 252V251H178ZM99 253V252H98ZM101 253V252H100ZM99 253V254H100ZM126 253H129V250L128 251H126ZM135 253V252H134ZM168 253V252H167ZM172 253V252H171ZM175 253V252H174ZM180 253V252H179ZM187 253V252H186ZM248 253V252H247ZM89 254V253H88ZM97 254V253H96ZM98 254V255H99ZM110 254V253H109ZM108 254V255H109ZM125 254V253H124ZM140 254V253H139ZM151 253H149L148 255H150ZM152 254L154 255V253L152 252ZM177 254V253H176ZM116 255V254H115ZM120 255V254H119ZM128 255V254H127ZM131 255H132V253H131ZM137 255V254H136ZM142 255H146V253L145 254H142ZM153 255H151V256H153ZM167 255V254H166ZM165 255V256H166ZM187 255V254H186ZM206 255V254H205ZM95 256H97V255H95ZM99 256H101V254L99 255ZM110 256V255H109ZM108 256V257H109ZM122 256V255H121ZM120 256V257H121ZM123 256H125V255H123ZM129 256V255H128ZM163 256H164V254H163ZM185 256V255H184ZM231 256V255H230ZM240 256V255H239ZM12 257V256H11ZM89 257V256H88ZM98 257V256H97ZM96 257V258H97ZM102 257V259H96V261H93L92 259H90V258H88V259H86V260H90L91 261V263L90 264H105L104 263V261H107L108 262V260H111V263H112V261H114L113 259H108V260H105V258L103 259V256H101ZM107 257V255H106V258H108ZM137 257V256H136ZM139 257V256H138ZM146 257V256H145ZM153 257H156V256H153ZM162 257V256H161ZM161 257L159 258V259H161ZM173 258H174V256H172ZM172 257H170V259L172 258ZM181 257V256H180ZM228 257V256H227ZM245 257L247 258V259H249L248 258V255L246 254L245 255ZM87 258V257H86ZM92 258V257H91ZM127 258V257H126ZM129 258V257H128ZM132 258V257H131ZM147 258H150V257H147ZM157 258V257H156ZM172 258V259H173ZM187 258V257H186ZM94 259V258H93ZM122 259V258H121ZM124 259H125V257H124ZM133 259V258H132ZM139 259H140V257H139ZM163 259V258H162ZM165 259V258H164ZM166 259H168V258H166ZM169 259V260H170ZM176 259V258H175ZM181 259V258H180ZM222 259H225V258H222ZM227 260H225V261H227V263H230L231 262V259L229 260V258H226ZM246 259V260H247ZM46 260V259H45ZM123 260V259H122ZM135 260V259H134ZM145 260V259H144ZM150 260H153V258L151 257L150 258ZM37 261V260H36ZM147 261H149L148 259H147ZM173 261V260H172ZM190 261V260H189ZM193 261V260H192ZM225 261H222V262H225ZM230 261V262H229ZM107 262H106V264H107ZM126 262V261H125ZM158 262H160V260L158 261ZM162 262V261H161ZM170 262H171V260H170ZM176 262V261H175ZM178 262H179V258H178ZM185 263H186V261H184ZM183 262V263H184ZM205 261L203 260V262H202V264L204 263ZM34 263V262H33ZM36 264H40V263H37V262H35ZM114 263V262H113ZM130 263V262H129ZM181 263V262H180ZM182 263V264H183ZM190 263H191V261H190ZM207 263V262H206ZM226 263V262H225ZM12 264V263H11ZM15 264V263H14ZM18 264V263H17ZM150 264V263H149ZM154 264V263H153ZM179 264V263H178ZM193 264V263H192ZM196 264V263H195ZM256 264H261V263H256Z\"/></svg>", "mask_w": 264, "mask_h": 264}]
</instances>
